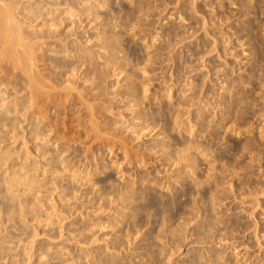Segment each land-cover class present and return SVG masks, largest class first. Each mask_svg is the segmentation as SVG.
<instances>
[{
	"label": "rangeland",
	"instance_id": "obj_1",
	"mask_svg": "<svg viewBox=\"0 0 264 264\" xmlns=\"http://www.w3.org/2000/svg\"><path fill=\"white\" fill-rule=\"evenodd\" d=\"M30 1H33V2L31 3ZM30 1L24 0V4L27 5L29 3L30 5L32 4L33 6H35L38 3L42 4V2L44 1L43 3L46 4V5H44V7H48L51 5L54 6L55 4H57V7H58V4H59V8H60V6L64 2L63 8L69 7L68 6V4H69L70 6L73 5L74 8L76 9L79 7L78 1H81V0H69V2L72 3V5H71V3H68L67 0H66L67 2L65 0H61V5H60V3H57L60 0L59 1L58 0H56V1L52 0L54 3L56 2L55 4L53 3L54 5L52 4L51 0H46V1L45 0H30ZM48 1H50L49 3H51V5L49 3H46ZM97 1H100V0H97ZM137 1H141V0H135V1L134 0H109V1L103 0L101 2L102 6L100 5L99 8L98 7L94 8L96 15L99 16V19L97 18V16H95V14L93 16L92 15L89 16V15L85 14V16L87 15L86 17H84V15H83V17L85 18V23L87 24L86 30H89V31H87L86 36L87 37L91 36L90 38H92L91 39L92 42L91 41L87 42V44H85V45L90 46L92 49L95 48L93 50L94 52H99V51H101V46H103V45H101L102 43L104 44V42H106L107 40L111 41V39H107V35L109 34L108 31L111 30V28L113 26L112 24H114V23L112 22V24H111V21H108L109 17H112L113 15H117V16L119 15V17H120L121 11L123 9H125V10H123L124 12H122V18L124 16L123 19H125L126 16H128L130 14L129 15L130 19L127 17L128 19L127 18L125 19L126 22H124V20L121 19L123 21L122 23H119L121 21V20L119 21L120 18H118V20L115 21L116 23H119L118 28L121 30L122 34H121V32L119 34H118V32L117 33L114 32L115 37L114 36L113 37H114V39L116 38L118 45L123 43L122 46L120 45L121 48L126 47L124 50L122 49V52L120 54H122L124 52L128 56V54L129 55L131 54L130 50H132V55H130L132 59L129 56L128 57L131 59L133 64L131 62H129L130 63V66H129L128 61H130V60L127 61L126 60L127 57H125L126 55L123 56L124 55V53H123L121 55V58H122V56H123V60H124V58H126L125 60L127 61V65H126V61H125V63H123L122 59L120 58V60L122 61V66L124 64L126 65L125 68L129 66L128 67L129 70L127 69V72H126V69H124V66L121 67L122 69L121 68L117 69L116 67H114V68L112 67V69H111V67L109 66L110 67V70H109V68L106 65L108 63V62L106 63V61H107L106 59L109 55L113 54V51L114 52L118 51V49L117 50L113 49V48L110 49V47H109L108 50L106 49L107 51L104 54H102L100 57H98L99 58L98 60H100L99 61L100 64L103 63V67L105 66L108 68V70H107L108 74L106 77V84L108 83L107 86H110V87L107 89L106 96H105V94H103V97H102V95L100 97H98V99H99V100H97L98 102L96 100L93 101L92 95L95 96V93L97 94V92H98L97 88H95L93 90L92 86H94V84H95V83H93L94 81L86 82V81H84V79L77 80L78 82H80L79 85L78 84L77 85L79 87L81 86L78 89L83 91L84 95H82V96H84L85 98L80 96L81 98L79 97L78 99H76L75 107L72 103L68 105V108L63 107L62 111H60L61 113L59 112L61 114V116H60V114L58 116L57 115L58 113L57 114L55 113L56 108L53 107L52 114L50 117L44 118L41 115L40 116L41 118H39V117L36 118L37 122H40L38 124V126H40L39 129L41 127H43L42 131H45V132L47 129L46 135H48V134L52 135L50 137L54 139V140L51 139V141L52 140L53 141L52 142L50 141L47 145H45V149H46V151L48 150V154H49V156L46 155L47 159H45V156H42L40 159L41 155L38 154L39 155L38 156L36 153L38 150L36 149V152L34 151L35 147H39V145L43 144L42 140H39V139H41V137L37 138V134L35 133V136L33 134V132H39V129L37 131H33V129L35 128L34 124L29 125L30 123L26 122V121H24V123H22L25 126L23 130L25 131L26 130L25 128H27L28 131L27 130L26 131L29 134L25 133L24 131L22 132V129H21L22 126H20L21 127L20 128L19 126H17L18 125L17 124L16 125L17 128H15V129H18V128H20V129H19V131L16 130V132H15L18 136V137L16 136L18 139V140H16V137L15 136L13 137V135H12V134H14L13 133V127L14 126L12 125L13 127L10 126L11 128H9L8 125L5 126L6 121L1 120V122L5 123L4 125L2 123L3 127H5V128H2L1 127L2 125H0V127H1L0 128L1 129L0 130L1 131L0 142L4 141V143H0V148H1L0 150H2V151H0V154L2 152L5 153L7 151H9V153H12V152H10V150H12V151L15 150L14 154L17 155V157H16L14 154H12L11 157L9 158L11 161L9 159H8L9 161L8 160H6V161L0 160V162H1L0 167L2 165V167L0 168V179H1L0 183H1V185L2 184L4 185V183H5L4 176H6V178H8L10 173H11V170L8 171L7 169H9V168L14 169L13 167L16 166V170H19L17 168L20 166V164H21V166L19 168L21 169L22 165L26 162V161L23 162V158H21L22 157L21 154L24 151L29 150L31 152V157H33V159L35 158L37 160H40L39 162L43 167H44L43 164L47 165L46 167H51V166H53L50 163V162H52L51 157L54 154L55 155L57 154V156H58V154H60L58 151L60 149L62 150V148H63L62 143L63 142L66 146H68L67 147L68 149L70 148V150L68 151L69 153L64 152L65 153L64 155H63V153H61L57 158L61 162V157L63 158V156L66 155L64 157L66 163L62 162L61 165L62 164L66 165L68 163V165L70 166L69 171L71 174L69 173L68 176L63 175L62 176L63 180H62V178H60L61 175H59L60 176L59 178L61 181V185L59 188H61V190L60 189H58L60 191L56 190V192L54 194L56 195V197H59L61 195V193L64 194V196H66V198H68L69 195L70 196L68 199H66L64 197V200L62 201L64 203H62L63 205L60 208L58 207V209H56L57 211L54 208L52 209V207H51L50 208L52 210V212H51V210H48L49 207H47V205L49 204L48 206H51V204L53 203V202H51V200H48V199H52L51 195L53 193L52 192L50 193V191L47 190L49 188H47V189H45V188L49 187L50 185L51 186L53 185V183H54L53 181H55L54 177L58 176V174H60L61 171H58L60 173H57V175H56V173H54L57 170L56 167L52 168V171L49 172L50 174L46 173L48 175H46L44 173H40V171H39L40 177L39 176L38 177L40 180L38 179L39 182L37 183V186L35 185V187H33L34 184L32 185V187H33L32 191H34V193H36V194L31 193L32 192L31 191L30 193H28V194L33 195V196H31L25 192L26 196L24 198H27V196H29L28 198L30 200L28 198L26 200H28V203L29 202L31 203V204L29 203L27 205L26 210L29 207V205L33 206V204L35 202H37L38 211H40L41 209L42 210L40 212H38L37 209L35 210L34 206L33 207L31 206L34 209H32V208L30 209L31 214H30L29 209L27 210V211H29V213H27L28 217H26V218L23 215L25 212L22 211L23 216H20L21 213H19L20 212L19 210L22 209L23 205L21 208L17 207L18 200H17V202H15V203H17L16 206H15L14 202L11 203L13 199H11L10 195L8 196L9 193H7L5 191V187L2 186L4 189L3 190L1 185H0V187H1L0 189H1V192L3 195L1 197L4 198V196H5L4 194H6V193H7V196L10 197L9 199H8V197L7 198L5 197L4 200H3V198L1 199V197H0V199H1L0 201L2 203V204H0V207H3L4 206L3 204H5V206L3 208H0L1 209L0 211H2L4 214L3 215L2 212H0V264H13V263H11L12 260H14V262H17L15 264H19L20 262H21L20 264H22V263H25V264H90V263L101 264L102 263V264H105L104 262H106V264H109L112 262H118V263L122 262L123 264H128V262H126V261H130V263H131L135 260V257H136V260L138 261V259H140L141 255L145 256L146 255L145 253H149V251L151 253H153L155 248L158 249L159 251H160V249L162 250V252L160 251L161 253L159 252L160 255H158L159 253L156 252L158 250H155V252L157 254L154 252L155 253V254L153 253L154 256L152 254H148V256H146L147 258H149V256L150 257L153 256V258H150V260L149 259L147 260L146 257H144L145 258L143 261L144 263L141 260L138 262V264H140L141 262H142L141 264H160L158 259L160 260L161 259L160 257H162L164 255V253H166V255H164V257H163V262L160 260L162 262V264L164 262H167V261L169 263H172V264H192L191 259H192L193 263H194V261H196L195 264L196 263H198V264H200V263L201 264H203V263L204 264H206V263L207 264H221V263L222 264H264V107H263L264 106V92H263L264 87H262V86H264L263 85L264 84V80H263L264 79V72H263L264 71V59H263L264 58V54H263L264 53V51H263L264 50V1L251 0V3H257V5L260 4L261 6H263L262 11L260 13H258L256 16L254 15V13L244 15L243 10L241 9V6L237 3H234V4L231 3L232 0H219V1L218 0H197V1L196 0L195 1L194 0H178V1L177 0H157V1L156 0H144L143 4H146V5L141 6L143 8V10H140L141 7L137 6L138 4L140 5V2L138 3ZM258 1H260L259 4H258ZM89 2H91V1L89 0ZM103 2H105L106 4ZM154 2L155 3L157 2V3L154 4ZM175 2H177V4ZM194 2H196V3L194 4ZM29 4L27 5V7L30 6ZM186 4H187V6H186ZM120 5L123 6V7L121 6L122 10H121ZM39 6H41V5H39ZM80 6H83V5L80 4ZM136 6L139 8H137ZM100 7H102V8H100ZM145 7H147V8L145 9ZM63 8H61V9H63ZM149 8H150V10H149ZM195 8L197 9L196 11L192 10ZM32 9H34V7ZM100 9H102V10H100ZM131 9H133V10H131ZM137 9L139 11H137ZM96 10H98V11H96ZM119 10H121V11H119ZM126 10H127V12H126ZM130 11L133 12V15L131 14ZM119 12H120V14H119ZM128 12H129V14H128ZM139 12L141 15L139 14ZM186 12H187V14H186ZM125 14H127V15H125ZM203 14H205V15H203ZM229 15H231V16H229ZM90 17H93V18H90ZM137 18H138V21H137ZM88 19H89V21H88ZM103 20L104 21L106 20V22H104ZM205 20L206 21L208 20L206 22V25H205V23H203V22H205ZM87 21H88V23H87ZM107 21L109 22V24ZM134 21H136V22H134ZM222 21H224L225 23ZM106 23H107V25H105ZM135 23H137V25H135ZM198 23H199V25H198ZM73 25L70 24L65 29H61V33H65L67 31H70V28H71V30H72V28L76 29V25H75V28ZM102 25H104V26H102ZM134 26H137V27H134ZM139 26H141V27H139ZM103 27L105 29H103ZM121 27H125V28H121ZM35 28H36V30L37 29H39V30L43 29L42 26H40V25L35 27ZM205 29H207V30H205ZM30 30H31V28L27 29V31H30ZM79 30H81V28ZM103 30H104V34H102ZM129 30H130V32H129ZM98 32H100V34ZM182 32H183V34H182ZM111 33H113V32H111ZM105 34H107V35H105ZM177 34H179V35H177ZM194 34H196V35H194ZM214 34L216 35V38H215ZM116 35H117V37H116ZM118 35L121 38H118ZM183 35H184V37H182ZM74 36H72V37H74ZM102 36H103V38H102ZM104 36L106 37V39ZM254 36H255V38H254ZM180 37H182V38H180ZM186 37H187V39H186ZM246 37H247V39H245ZM174 38L177 41H175ZM178 38H180V40ZM224 38H225V41H224ZM252 38H253V41H252ZM118 39H120L122 42L119 43ZM240 40H242V41H240ZM250 40L253 42L252 44L250 43ZM178 41L181 43H179ZM214 42H216V45H214ZM105 44H107V43H105ZM124 44H126V45H124ZM129 44H131V45H129ZM256 44H257V46H254ZM131 46L133 47V49H130ZM171 46H173V47H171ZM215 46L218 49H216ZM53 47H55V45H53ZM127 47H130V48H128V51H127V52H129L128 54H127V52H125ZM148 47H150V48H148ZM257 47H259V48H257ZM261 47L263 50L261 49ZM134 48L136 49V51ZM211 48H213V51ZM169 49H173V51H170ZM254 49L256 50V52ZM257 49H260L261 52H258ZM103 50L104 49L102 47V51ZM133 50L135 52H133ZM147 50H148V52H147ZM210 50H211V52H210ZM50 51L51 52L48 51L47 53L48 54L50 53V54L56 55V56L62 55V53H53L52 50H50ZM102 51H101V53H103ZM257 52H258V54H257ZM149 54L150 55H152V54L157 55L158 54V56L156 58H158L157 61H160V62L153 65V67L155 66L154 70H148L147 73L145 75H143L144 74L143 69L146 68V65L147 66L152 65V62H151V64L149 63L150 62L149 59L148 60L144 59V58H147L148 57L147 55H149ZM205 54H208V55H205ZM200 55L203 57H201ZM259 55L260 56L263 55V57L260 58ZM101 57H103V59ZM138 57H140V58H138ZM224 57H226V58L224 59ZM168 58H171V60ZM201 60L202 61L204 60V61L202 62ZM144 61L145 62L149 61V62H148V64H146ZM139 62H140V64H139ZM200 62H201V64H200ZM227 62H229V63H227ZM104 63H105V65H104ZM144 63L146 64V65H144L145 68L143 66ZM187 63H189V64L187 65ZM203 64H204V66H203ZM101 66H102V64H101ZM138 66L141 68H139ZM191 66L193 67L192 69H191ZM42 67H44V66H42ZM150 67H151L150 69L153 68L152 66H150ZM195 67L196 68L198 67V68L196 69ZM148 68H149V66H148ZM208 68H209V70H208ZM253 69L257 73V75H253V74H256L253 71ZM45 70L46 69H44V72L48 71V70H46V71ZM121 70H123V72ZM198 70H200V71H198ZM116 71H117V73H116ZM252 71H253V74L251 73ZM109 73H110V75H109ZM250 73L253 75V77L250 75ZM134 74H136V75H134ZM136 76L138 78H136ZM145 76L147 77V79ZM248 76H250V77L248 78ZM143 77L145 79V84L146 83L147 84L146 85L144 84L145 86L143 85V86L139 87V89L141 90V91L139 90L141 92L140 97L144 98V96H143L144 87L150 88L152 86L150 89L148 88L149 89L148 92H146V93L144 92L145 93L144 95L147 97L145 99V101L151 102V104L155 110L156 109L160 110L159 106L160 107L164 106V108L167 109V111H166L167 112L166 114L168 115L167 120H160L157 125L151 124L152 125L151 126L150 124H148V122H146V124L142 125V123H141L142 120H140L139 118H136L138 115L135 113L136 111H133L140 106H135L136 108L131 107V105H133L134 102L132 100L133 97L130 95V92H132L135 89H133V87L130 85H133L135 78L137 79V81L138 80L142 81L144 79H139V78H143ZM250 78H252V79H250ZM2 79L4 80V82L2 80H0L1 81L0 89H2L4 87L7 88L8 87L7 85H11V84H12V86L14 84L15 85L17 84V86L20 85L18 83V79H17V76L15 74L8 76V77H4ZM248 79H250L252 82L251 81L248 82ZM181 80H182V82H181ZM189 80H191V81H189ZM253 80L255 81V83H254L255 87L253 86L254 85ZM15 81L17 83H15ZM130 81H132L131 82L132 84H130ZM190 82H191V84H190ZM243 83H245V84H243ZM251 83H252V85H251ZM251 86H252V88H251ZM10 87L11 86H9L10 92L11 91L13 92V90H15V89L11 90ZM18 88H20V86ZM91 88L93 91L91 90ZM184 88H187V89L185 90ZM203 88H204V90H203ZM225 88H227V89H225ZM9 89H7V90H9ZM195 89H197V90H195ZM113 90H115V91L120 90V93L116 94V93L112 92ZM201 90H203V91H201ZM127 91H128V93H127ZM215 91H216V93H215ZM23 92L24 91L20 92V94ZM89 92H90V94H89ZM171 92L172 93L174 92L172 95L173 97L172 96L169 97V95H170L169 93H171ZM12 94H11V97L12 96L14 97L15 95H12ZM156 94L158 97L156 96ZM88 95H90V98L92 99V100L90 99L91 102L97 103L95 108L93 109L96 113L94 111H92L93 112L92 113L91 110L88 111L87 110L88 108H85V106L83 105L86 101L83 103L81 101L82 98H83L82 99L83 101L85 99H87L89 97ZM237 95L240 98L237 99ZM86 96H88V97H86ZM185 96H186V98H184ZM259 96H261V97H259ZM10 98H8V99H10ZM14 98L16 99L17 97H14ZM14 98H12L9 101H12ZM186 99H187V101H186ZM235 99H237V100H235ZM243 99L245 100V103L243 102L244 101ZM199 102H200V104H199ZM111 104H112V106H111ZM144 104H145V106L148 105L147 103H144ZM144 104H142V106ZM177 104H178V106H177ZM241 104H243V106H241ZM228 105L230 107H227ZM54 106H55V104H54ZM97 106H98V108L100 107L99 110H98ZM145 106H143V107H145ZM240 106H241L240 109L243 110L246 108L245 110L250 112L249 114L246 112L247 114L243 119H238L239 116H237V114H234V116L232 114L233 113L232 110L236 109L234 107L239 108ZM256 106H257V108H256ZM104 108H105V110H104ZM80 109H83V110H80ZM84 109H86V110L84 111ZM229 109H230V111H229ZM103 110L105 113H107L111 117V119L115 118L116 119L115 121H117V120H118V122L120 121V123L118 124L119 128L117 127V125L116 126H110V124H108V122L105 121L106 120L104 118L105 113L103 115L102 114L103 112H101ZM107 110H108V112H107ZM177 111L180 114V115L178 114V116L176 115ZM73 112H75V113H73ZM175 112H176V114H175ZM197 112H199V113H197ZM229 112H232V113H229ZM235 112H236V110H235ZM5 113H6V115L12 114V113L7 114V112H5ZM15 113L17 116L13 115L15 117L13 119H16V117H18L19 120L21 121V118L23 117L22 114H20L19 112L17 114L16 111H15ZM15 113H13V114H15ZM89 114L91 117L94 116L93 118L95 120H97V118H99L100 128L98 127L97 129L100 133L98 131H96L97 129L96 130L92 129L90 120L93 118H91L89 116ZM204 114L207 117L206 120L204 121L205 123H203L202 125L198 124V123L196 124V122H198L199 118L201 119L202 115H204ZM198 115H201V117H199ZM13 116H11V117H13ZM100 116H102V117H100ZM180 116H181V118H180ZM175 117L177 120L175 119ZM235 118H237V119H235ZM55 119L57 120V123H60V124L56 123L57 124L56 125ZM100 120H101V122H100ZM174 120L176 122L179 120L180 122L178 124H176L174 122ZM233 120H235L236 122H234ZM239 120H240V122H238ZM188 121H189V123H188ZM123 122L125 124H123ZM45 123H47V124L45 125ZM194 123H195V125H194ZM173 124H175L176 127ZM9 125H11V124H9ZM126 125H128V126L130 125V126L126 127ZM146 125L147 126L150 125V127H152L153 129H151L150 127L147 128ZM163 125H165V126H163ZM192 125L194 127V130L192 131L193 134L190 131L192 129ZM106 126H107V128H106ZM153 126H156V127H153ZM162 126H163V128H162ZM102 127H103V129H101ZM108 127H109V130H108ZM8 128L12 132L11 133L12 137H10L11 136L10 134H7V132L9 133ZM6 129H7V132H5ZM54 130H56V131H54ZM102 130H104V131H102ZM110 130H111V132H114V134H116V135L112 134L110 132ZM52 131H53V133H52ZM164 131H166L165 132L166 134L162 133ZM96 132H98L100 134V136ZM3 133H4V136L6 134L8 136L9 135L10 136L9 137L5 136V138H4ZM21 133H23V134L25 133L24 134L25 138H24L23 134H21ZM105 133L108 135V137ZM56 134L59 137V139L56 136ZM111 134H112L114 139L112 138V136H110ZM78 135L80 136V138ZM163 135H165V136H163ZM38 136H40V135H38ZM62 136H63V138H62ZM76 136H77V139H76ZM7 137H8V139H7ZM56 137H57L58 141H56ZM73 137H75V138H73ZM99 137H100V139H99ZM103 137L106 139H104ZM10 138H12V139H10ZM26 138L29 140H27ZM66 138H67V141H66ZM101 138H103V140ZM118 138H120V139L118 140ZM24 139H26V140H24ZM37 139H38V143H37V141L35 142V140H37ZM62 139H64L65 141ZM115 139L117 140V142ZM196 139H197V141H196ZM72 140H74V141H72ZM76 140H77V142H76ZM101 140H102V142H101ZM123 140L124 141L126 140L128 143L126 141L124 142ZM24 141L27 142L26 143L27 145L25 144ZM28 141H29V143H28ZM54 141H56V142H54ZM121 141H123V142H121ZM189 141H191L192 143L195 142V144H198V145L202 143V145L206 148L205 152H202V154L199 153L198 151H196L195 149H193V150H195L198 154L196 152H192V153H194L193 157L194 158H195V156L197 157V159H195V162L198 161L196 164L198 165V163H199L198 166L196 164H194L195 167H193V168H195V169H194V171H192L193 172L192 175L194 176L193 179L195 180V177H196V179L199 178L198 180L200 182H202L203 184L200 182L197 184L194 181H192L193 183L191 181L189 183H187V181H189L191 179L189 177L190 176L193 177L191 175L192 169H189L190 167L185 166L186 163H184V164H183V162L179 163L177 161V159H175L176 155L180 153V152H178V150H179L178 148H182L185 145L184 143H187ZM198 141L201 143H198ZM68 143L70 145H68ZM126 143L128 144V146ZM25 145H26V147H28V145H29V148H26ZM48 145H50V146H48ZM5 146L7 148L10 147V150H9V148L7 150H5L6 149ZM46 146H47V148H46ZM125 146L128 148H126ZM160 147H162V148H160ZM251 147H253V148H251ZM56 148H60V149L56 150ZM78 148L80 149V151L76 152L77 150H79ZM205 148H203V149H205ZM132 149H133V151H132ZM16 150H17V152H16ZM73 150H75L76 153L73 152ZM217 151H218V153H217ZM18 152H21V153L18 154ZM53 152H55V153L53 154ZM77 153L79 156L77 155ZM243 153H244V155H243ZM32 154L33 155L35 154V155L33 156ZM50 154H51V156H50ZM128 154L131 156L129 157ZM12 158H14V159H12ZM43 158L45 159V161L47 160V163L49 162V164H47L45 161L43 162V160H42ZM66 158H67V160H66ZM15 159H16V161H15ZM145 159H146V161H145ZM19 160L21 161L20 164L18 163ZM238 160H240V162H238ZM12 161L14 162V164H12L13 163ZM2 162H5V164L8 163L7 166ZM95 162H96V165H95ZM106 162L108 163V165L104 166V163H106ZM201 162H203V163H201ZM175 163L180 164V165H175ZM99 164H100V166H99ZM101 164H103L104 167ZM215 164H216V167H214ZM11 165L13 167H11ZM41 165H40V167L42 169H40V170H43L44 168ZM97 166L99 167L98 169H96ZM210 166H213L214 168L213 167L211 168ZM208 167H210V169H213L215 171L212 172V170H208L209 169ZM2 168H4V170H2ZM189 170L191 173L189 172ZM195 170H196V172H195ZM108 171L111 173V177L107 181V182H110L112 184L111 185L110 183H108V185H109L108 188H110V189L105 188L106 186L104 187L105 183H107V182H105L103 185V183H96L95 184L93 181H89L91 177L93 180V176L98 177V178L99 177H105L106 172L108 173ZM184 171L185 172L188 171L187 173L188 174L190 173V176L189 175H188L189 177L186 176L185 174H187V173H185ZM139 172H141V173H139ZM160 172H162V173H160ZM43 174L46 175L48 179H45L46 176H42ZM141 174L143 176H144V174H145V176L147 175L146 176L147 178L150 177L151 181L153 179H157L154 177H159L162 180L158 178V182L159 183L161 182V184L162 183L163 184L159 185V183H155L154 181L150 182V183L147 181L143 182V180L140 179V176H142ZM176 174H179V176L177 177ZM183 175H184V177H181ZM206 175H208L209 177ZM210 175H212V176L210 177ZM85 176H87V179H85ZM74 177L75 178L77 177L76 181H75ZM186 177H188L189 179ZM168 178H170V179H168ZM207 178H210V179L207 180ZM3 179H4V181H3ZM176 179L178 181H176ZM137 180H139V181H137ZM202 180H204V181H202ZM206 181H209V182H206ZM165 182H166V184H165ZM221 182H222V184H221ZM127 183L130 184L131 186H133L132 189H134V188L140 189L142 187H149V188H151L152 191L155 189V191H153L155 194L157 193L158 195L160 194L161 196H163V195L166 196L168 194L169 195V196L167 195L168 197L172 196L171 194L173 192H175L177 190V188H180V189L182 188L183 190L181 189V191L182 192L185 191L184 193H186V195L185 194L182 195V200L179 204L172 203L171 206L173 207V209L171 206H169V209L166 208L167 210L164 208L165 211L161 210L162 207L160 206V204L158 205V206H160L159 207L160 209L158 208L157 205L154 206L155 209H153V206H151L152 210H151V208H150V210H148L146 208L147 206L143 207L144 208V209L142 208L143 210L141 209V207H139L140 210L137 207V209L139 211H143V213L146 214L145 215L143 213H140L137 209H135V207H134V209H135V211H134V209H132L131 204H129V203L125 204L126 202H124V204L126 205L125 206V205H123V203H121L123 200L121 198L119 199V197H118L119 194H117L120 192H118L116 190L120 191V189H121L120 186H123L122 190L125 189L124 186L125 185L128 186ZM184 183L189 184V188L191 185L190 190L188 188L189 192L186 190V188H185L186 184L184 185ZM191 183L194 185H192ZM38 184H39V186H38ZM151 184L153 185V187ZM201 184H202V186H201ZM206 184L207 185L209 184V185L207 186ZM67 185H68V187L71 186L70 190L72 189V191H70V193H69V191H68V193H65L64 189L69 190L66 187ZM116 185H117L118 189H117ZM139 185L141 187H139ZM210 185H211L212 189H211ZM220 185L223 187H221ZM41 186H43L44 189H41L42 188ZM62 186H63V189H62ZM114 186L116 188H114ZM192 186H194V187H192ZM195 186H197V187H195ZM224 186H225V188H224ZM202 187L203 188L205 187V189H201ZM104 188L106 191H104ZM197 188L200 190H198ZM195 189H197V190L195 191ZM209 189L212 191H210ZM214 189H215V191H217L216 193H215V191H213ZM219 189H221V190H219ZM262 189H263V191H261ZM45 190H47V192H44ZM228 190H229V192H228ZM27 191H29V189ZM88 191H89V193H88ZM218 191H219V193H218ZM3 192H5V193L3 194ZM39 193H40V195H39ZM41 193H42V197H40ZM67 194H69V195H67ZM157 194H156V196H157ZM24 195H22V196H24ZM34 195H35V198H34ZM160 195L157 197H160ZM22 196H21V198L24 199ZM227 196L230 198H227ZM32 197L34 198V200H32L33 199ZM60 197H62V196H60ZM203 197H204V199H203ZM214 197L215 198L219 197V198L215 199ZM113 198H114V200H113ZM35 199H36V201H35ZM37 199H40L41 201L37 200ZM115 199H116V201H115ZM201 199H202V201H201ZM223 199L224 200L226 199V200L224 201ZM8 200H10L11 202L10 201L8 202ZM65 200H66V202H69V203L66 204ZM195 200L198 203L193 202ZM203 200H205V201H203ZM32 201H34V203ZM49 201L51 202V204ZM215 201H217V203ZM6 202H7V205H6ZM39 202H42V203H39ZM212 202H214V203H212ZM20 203H21V201H20ZM43 203L45 204V207H44ZM193 203H195V205ZM40 204H42L43 206ZM180 204H182V205H180ZM237 204H238V206H237ZM20 205H18V206H20ZM64 205L67 208H64L63 207ZM101 205H103L104 207ZM127 205H130L131 207L129 208V206H128V208H127ZM178 205H180V207ZM196 205H197V207H199V209L196 207ZM221 205H223L224 207ZM7 206H8V208H7ZM14 206H15V208L17 207L15 210L20 208V209H18V211H15V213H16L15 216H14V212H13L14 209H12V211L10 210V216H11V212H12L13 213L12 217L15 218L14 220L17 219L16 221H14L12 219V217H11V219H9L8 213L7 214L5 213V210L7 212L8 209L13 208ZM204 206H205V208H204ZM105 207L108 209L105 210L104 209ZM122 207H124V209ZM174 208H175V210H174ZM178 208H179V210H178ZM23 209H24V207H23ZM46 209L48 210L47 213H46ZM63 209H64V211H63ZM120 209H121L120 213H122V216H120L121 214L118 213V211ZM145 209H147V210H145ZM170 209H172V210H170ZM192 209H194L195 211ZM26 210H24V211H26ZM32 210H33L34 214H35V212H34V210H35L41 216L36 215L37 214L36 213L35 214L36 216H34V218H33ZM188 210L189 211L192 210L193 213L198 212V214L196 213L197 214L196 215L195 213L194 214L191 213L194 217L193 218V217H191L192 215H190ZM49 211L51 212V214L48 213ZM171 211H174V212H171ZM63 212H64V214H63ZM107 212H109V213H107ZM138 212L141 214V217L142 216L143 217L148 216L149 218L148 217H145V218L142 217L143 220L139 219L140 214ZM165 212H167V213H165ZM179 212L180 213L182 212V213L180 214ZM184 212L187 216L183 214ZM18 213H19V215H18ZM123 213L126 215H124ZM163 213L165 215L164 218H165L166 222H164V220H163L164 218H161L163 216L162 215ZM65 214L68 216H66ZM182 214L184 216H186V218ZM189 215H190V217H189ZM198 215H199V218H198ZM200 215H201V217H200ZM47 216L49 218L52 216V219L55 217L53 220H50V221H52V223L51 222L47 223L49 221L48 220L49 218ZM58 216H63V217L66 216V219L63 220L62 222H60V221H58L60 218ZM182 216H183V218H182ZM205 216H206V218H204ZM218 216H220L221 219ZM253 216H255V217H253ZM30 217H32V219ZM157 217H159V218H157ZM170 217L172 218L171 221H170V219H171ZM195 217H196V219H195ZM35 218H36V220H35ZM167 218H170L169 221L167 220ZM197 218H198V220H197ZM238 218H240V219H238ZM39 219H41V220L39 221ZM42 219H43V221H42ZM45 219H47L48 221L46 222ZM188 219H190V220L192 219L193 221L192 220L190 221ZM228 219H230V220H228ZM141 220L144 224L141 222ZM149 220H151L154 223L151 222V224H150ZM161 220H162V222H161ZM183 220H185L184 223H183ZM243 220H244V222H243ZM253 220H254V222H253ZM257 220H258V222H257ZM1 221L2 222L4 221V222L2 223ZM135 221L139 222L141 225ZM186 221H188L189 224ZM212 221H213V223H212ZM111 222L113 225L111 227L110 226L108 227L107 224L109 225ZM114 222H115V225H114ZM155 222H156V224H155ZM34 223H35V225H34ZM36 223H37V225H36ZM99 223H102V224L105 223L103 225L104 226L106 225V226L103 229L102 228L100 229V226L98 225ZM162 223L165 226H163ZM181 223H182V225L185 224L186 226L185 225L182 226ZM229 223H231V224H229ZM179 224H180V226H179ZM213 224H215L216 226ZM152 226L156 230H154V228H152L153 229V231H152V229H150ZM161 226L165 227V228L161 229ZM178 226H179V229H178ZM62 227H63V229H62ZM181 227L183 230L180 229ZM165 229H166V231H165ZM159 230L161 231V235L165 233L166 238L163 237L164 235H162V238L160 237L161 239L158 238L159 236L157 237V234H158L157 231H159ZM60 231H63V233H61ZM162 231L164 233H162ZM127 232H129L128 234H130V235H128ZM171 232H173V233H171ZM86 233L88 234V236L90 235V237H92V238H89V240L92 239L93 243H92V240L89 241L88 238H86V237H85L86 239H84L83 236L86 235ZM168 233H169V236H168ZM152 234H153V236H152ZM116 238H118L119 241ZM121 239H124L125 242ZM154 239L157 243L156 242H153V243L162 244V245L164 244L163 247H165V248H163V247L161 248L162 245L158 247V245L154 244V246H153V243H150V242ZM120 240L123 241L124 244L121 243L122 246H117L118 243H119L118 245H120ZM108 241L110 244L108 243ZM146 242H148V244ZM86 243L92 244V246L94 248L91 245L89 246ZM142 243L144 245V249L142 248ZM145 243H146V245H145ZM112 244H113V246H112ZM149 244L153 248L155 247V245H156V247L154 248V250H152L153 249L152 248V249L148 250V252H144V251H147L145 247H147ZM170 244L172 245V247ZM2 245H3V247H2ZM107 245H109V247H106ZM150 245H149V247H150ZM166 246L167 247L170 246L171 248L168 247V249H167ZM149 247H147V249ZM90 248H91V250H90ZM88 249L90 251H87ZM94 249H96L97 251ZM100 249L101 250L103 249V251H101ZM105 250H106V252H104ZM167 250H169V251H167ZM84 251L86 252L85 254H84ZM93 251L94 252L96 251V253H93ZM8 252L11 253L12 255H9ZM7 253H8V256H7ZM92 253L94 256L92 255ZM103 253H105V257L103 259L105 260L106 256H108L107 258H109L110 260H105V261L103 260V262H102V260L100 258H102L104 256ZM139 253H141V255ZM29 254H32L33 257H32V255H29ZM167 254H169V256ZM28 255L31 256V258H30L31 260H28L29 259ZM120 255L122 256V258H119ZM127 255H130V256L133 255V257L127 256ZM155 255L156 256L158 255V257L159 256L160 257L159 258L155 257ZM215 255H216V257H215ZM58 256H59V259H58ZM89 256L90 257L92 256L91 259H89L90 258ZM110 256H111V258H110ZM124 256L127 258L125 259ZM217 256L219 257L220 262H219V259ZM169 257L170 258L172 257V258L170 259ZM94 258H95V260H94ZM112 258H114V259H112ZM123 258H124V260H123ZM156 258H157L158 262L157 261L155 262ZM166 258H168V260ZM215 258L217 260H215ZM86 259H89L88 262L86 261ZM117 259H118V261H117ZM131 259L133 261H131ZM18 260H20V262H18ZM24 260H26L27 262L26 261L24 262ZM214 260H215V262H214ZM133 263H135V261ZM135 264H137V262Z\"/></svg>",
	"mask_w": 264,
	"mask_h": 264
},
{
	"label": "bare ground",
	"instance_id": "obj_2",
	"mask_svg": "<svg viewBox=\"0 0 264 264\" xmlns=\"http://www.w3.org/2000/svg\"><path fill=\"white\" fill-rule=\"evenodd\" d=\"M30 1V0H29ZM46 1V0H45ZM52 1V0H51ZM54 1H56V0H54ZM59 1V0H58ZM66 1V0H65ZM68 1V3H71V2H69V0H67ZM66 1V2H67ZM85 1V2H84ZM91 2H89V0H81V1H78L79 2V9L78 8H74V6L72 5V3H71V5L72 6H70L68 3V6L69 7H65V8H63L64 7V2H63V4L61 5V0L59 1V2H57V3H60V8H59V4H58V7H57V4H55L53 1H52V4L55 6H52L51 5V3H49L50 1H48V2H46V3H49L51 6H48V7H44V5H46V4H44L43 2H42V4H40V3H38V4H34L35 6H33L32 4L30 5L29 3V7H27V5H25L24 4V0H0V80H2L3 82H4V80L2 79V78H4V77H8V76H11V75H13V74H15L16 76H17V79H18V83L20 84H18L19 86H20V88H18L19 86H17V84L15 85H13L12 86V84L11 85H7L8 87L7 88H2V89H0V122H1V120H4V121H6L5 123H6V125L5 126H7L8 125V127L9 128H11V127H13V133L15 134H12L13 135V137L15 136H17V134L15 133L16 132V130H18L19 131V129L21 128L20 126H22V132L24 131L23 129H24V125L22 124V123H24V121H26V122H29L30 124L29 125H31V124H34L35 126V128L33 129V131H37L38 129H39V127L40 126H38V124L40 123V122H37V120H36V118H41L40 116L42 115V117H44V118H48V117H50L51 116V114H52V109H53V107L54 108H56V114L59 116V114L61 113L60 111H62V108L64 107V108H68V105L69 104H73L74 105V107H75V104H76V99H78L80 96H82V95H84V93H83V91L82 90H80V89H78V88H80L78 85H79V83L80 82H78L77 80H82V79H84V81H86V82H90V81H94L93 83H95L94 84V86H92L93 87V90L95 89V88H97L98 90V92H97V94L95 93V96L94 95H92L93 96V101L94 100H99L98 99V97H100L101 95H102V97H103V94H105V96H106V92H107V89L110 87V86H107V84H106V77H107V70H108V68H109V70H110V67H111V69H112V67L114 68V67H116L117 69L119 68H121V67H123L124 66V69H126V72H127V69H128V67L130 66V63L129 62H131L132 63V61H131V56L130 55H132V50H130V52H131V54L129 55L128 53L129 52H127L128 51V48H130V47H127V49L125 50V52H127V54H128V56L131 58H129L124 52V55L123 56H125V57H127V59L126 58H124V60H123V56H122V58H121V55L123 54H120L121 52H122V49L124 50L125 48L123 47V48H121L120 47V45L122 46V44L123 43H121V44H117V40H116V38L114 39V32H118V34L121 32V30L118 28V26H119V23H122L123 21L121 20V19H123L124 18V16H123V18H122V12H124L123 10H125V9H123L122 10V5H120V7H121V10H119V11H121V16L119 17V15L117 16V15H111L112 17H109V20L108 21H111V24H112V22L114 23V24H110L111 26H112V28H111V30H109L108 31V35L107 34H105V35H107V39H111V41L110 40H107L106 42H104V44L102 43L101 45H103V46H101V51H102V47H103V53H101V51H99V52H94L93 50L95 49H92L90 46H88V45H85V44H87V42H90L91 41V39L92 38H90L91 36H86V33H87V31H89V30H86V28H87V24L85 23V18L84 17H86L87 15H94L95 14V16H97L96 15V12H95V9L94 8H99V6L101 5V2L103 1H97V0H90ZM107 1H109V0H107ZM135 1V0H134ZM143 1L144 0H141V1H137L138 3L140 2V5L138 4H136L137 6H139V7H141V6H145L146 4H143ZM157 1V0H156ZM178 1V0H177ZM195 1V0H194ZM197 1V0H196ZM219 1V0H218ZM261 1H264V0H261ZM31 3L33 2V1H30ZM254 2V1H253ZM259 2L260 1H258V4H259ZM90 3V4H89ZM103 3H105V2H103ZM143 5H142V4ZM152 3V2H151ZM157 3V2H156ZM155 2H154V4H156ZM176 4H177V2H175ZM196 2H194V4H195ZM221 3V2H220ZM231 3H237V4H239L240 6H241V9L243 10V14L244 15H248V14H250V13H254V15L256 16L258 13H260L261 11H262V9H263V6H261L260 4L259 5H257V3H251V0H232L231 1ZM66 4V3H65ZM74 4V3H73ZM80 4H82L83 6H80ZM106 4V3H105ZM124 4V3H123ZM171 4V3H170ZM39 5H41V6H39ZM108 5V4H107ZM199 5V4H198ZM66 6V5H65ZM77 6V5H76ZM102 6V5H101ZM104 6V5H103ZM106 6V5H105ZM135 6V5H134ZM136 6V7H137ZM186 6H187V4H186ZM34 7V9H32ZM38 7V8H37ZM57 7V8H56ZM135 7V8H136ZM139 7H137V8H139ZM149 7V6H148ZM154 7V6H153ZM195 7V6H194ZM215 7V6H214ZM225 7V6H224ZM61 8H63V9H61ZM100 8H102V7H100ZM111 8V7H110ZM147 7H145V9H146ZM151 8V7H150ZM150 8H149V10H150ZM159 8V7H158ZM191 8V7H190ZM197 8V7H196ZM192 9V10H197V9ZM216 8V7H215ZM32 9V10H31ZM78 9V10H77ZM127 9V8H126ZM160 9V8H159ZM100 10H102V9H100ZM99 10V11H100ZM108 10V9H107ZM128 10V9H127ZM127 10H126V12H127ZM131 10H133V9H131ZM140 10H143V8L141 7L140 8ZM148 10V11H149ZM96 11H98V10H96ZM111 11V10H110ZM137 11H139L138 9H137ZM153 11V10H152ZM112 12V11H111ZM114 12V11H113ZM131 12V11H130ZM154 12V11H153ZM217 12V11H216ZM85 14H87L86 16H85ZM119 14H120V12H119ZM128 14H129V12H128ZM131 14L133 15V12H131ZM139 14H140V12H139ZM186 14H187V12H186ZM83 15H84V17H83ZM125 15H127V14H125ZM130 15V14H129ZM126 16V18L128 17H130V16ZM131 15V16H132ZM141 15V14H140ZM145 15V14H144ZM191 15V14H190ZM203 15H205V14H203ZM101 16V15H100ZM105 16V15H104ZM148 16V15H147ZM229 16H231V15H229ZM102 17V16H101ZM142 17V16H141ZM183 17V16H182ZM181 17V18H182ZM192 17V16H191ZM205 17V16H204ZM246 17V16H245ZM90 18H93V17H90ZM89 18V19H90ZM96 18V17H95ZM97 18L99 19V16H97ZM104 18V17H103ZM107 18V17H106ZM118 18H120L119 19V23H116L115 21H117L118 20ZM125 18V19H126ZM127 18V19H128ZM196 18V17H195ZM248 18V17H247ZM89 19H88V21H89ZM125 19H123L124 20V22H126L125 21ZM130 19V18H129ZM132 19V18H131ZM222 19V18H221ZM92 20V19H91ZM96 20V19H95ZM229 20V19H228ZM231 20V19H230ZM88 21H87V23H88ZM94 21V20H93ZM92 21V22H93ZM99 21V20H98ZM104 21V20H103ZM107 21V22H108ZM137 21H138V18H137ZM204 21V20H203ZM208 21V20H207ZM206 20H205V22H203V23H205V25H206V22H207ZM227 21V20H226ZM249 21V20H248ZM260 21V20H259ZM91 22V23H92ZM104 22H106V20L104 21ZM134 22H136V21H134ZM199 22V21H198ZM222 22H224V21H222ZM95 23V22H94ZM133 23V22H132ZM138 23V22H137ZM137 23H135V25H137ZM142 23V22H141ZM225 23V22H224ZM245 23V22H244ZM70 24H74L73 26H74V28H75V25H76V29H73L72 28V30H71V26L69 27L70 28V31H67V32H65V33H61V29H65L66 27H68ZM108 24H109V22H108ZM151 24V23H150ZM208 24V23H207ZM221 24V23H220ZM262 24V23H261ZM42 26V28L43 29H37L36 30V28L35 27H37V26ZM93 25V24H92ZM95 25V24H94ZM100 25V24H99ZM105 25H107V23L105 24ZM139 25V24H138ZM178 25V24H177ZM198 25H199V23H198ZM197 25V26H198ZM102 26H104V25H102ZM121 26V25H120ZM204 26V25H203ZM134 27H137V26H134ZM133 27V28H134ZM139 27H141V26H139ZM205 27V26H204ZM207 27V26H206ZM29 28H31V30L30 31H27V29H29ZM81 28V30H79ZM121 28H125V27H121ZM179 28V27H178ZM208 28V27H207ZM102 29V28H101ZM103 29H105L104 27H103ZM108 29V28H107ZM106 29V30H107ZM127 29V28H126ZM132 29V28H131ZM145 29V28H144ZM210 29V28H209ZM238 29V28H237ZM97 30V29H96ZM123 30V29H122ZM125 30V29H124ZM134 30V29H133ZM180 30V29H179ZM205 30H207V29H205ZM246 30V29H245ZM126 31V30H125ZM178 31V30H177ZM186 31V30H185ZM189 31V30H188ZM197 31V30H196ZM111 32H113V33H111ZM128 32V31H127ZM129 32H130V30H129ZM172 32V31H171ZM209 32V31H208ZM236 32V31H235ZM246 32V31H245ZM99 34H100V32H98ZM124 33V32H123ZM141 33V32H140ZM168 33V32H167ZM179 33V32H178ZM237 33V32H236ZM102 34H104V30H103V33ZM121 34H122V32H121ZM120 34V35H121ZM127 34V33H126ZM142 34V33H141ZM172 34V33H171ZM174 34V33H173ZM181 34V33H180ZM182 34H183V32H182ZM192 34V33H191ZM209 34V33H208ZM243 34V33H242ZM245 34V33H244ZM75 35V36H74ZM98 35V34H97ZM176 35V34H175ZM177 35H179V34H177ZM194 35H196V34H194ZM212 35V34H211ZM241 35V34H240ZM72 36H74V37H72ZM100 36V35H99ZM98 36V37H99ZM114 36V37H113ZM168 36V35H167ZM170 36V35H169ZM192 36V35H191ZM190 36V37H191ZM199 36V35H198ZM208 36V35H207ZM214 36H215V38H216V35L214 34ZM218 36V35H217ZM252 36V35H251ZM73 39H72V38ZM93 37V36H92ZM105 37V36H104ZM116 37H117V35H116ZM174 37V36H173ZM179 37V36H178ZM182 37H184V35L182 36ZM182 37H180V38H182ZM194 37V36H193ZM197 37V36H196ZM229 37V36H228ZM101 38V37H100ZM102 38H103V36H102ZM118 38H121V37H119V35H118ZM177 38V37H176ZM180 38H178L179 40H180ZM218 38V37H217ZM222 38V37H221ZM254 38H255V36H254ZM95 39V38H94ZM97 39V38H96ZM105 39H106V37H105ZM104 39V40H105ZM175 39V38H174ZM186 39H187V37H186ZM245 39H247V37L245 38ZM251 39V38H250ZM173 40V39H172ZM182 40V39H181ZM169 41V40H168ZM175 41H177L176 39H175ZM185 41V40H184ZM216 41V40H215ZM224 41H225V38H224ZM223 41V42H224ZM227 41V40H226ZM240 41H242V40H240ZM252 41H253V38H252ZM251 40H250V43L252 44L253 42H252ZM92 42V41H91ZM118 42L120 43V42H122L120 39H118ZM179 42V41H178ZM217 42V41H216ZM216 42H214V45H216ZM219 42V41H218ZM95 43V42H94ZM105 43H107V44H105ZM179 43H181V42H179ZM178 43V44H179ZM244 43V42H243ZM249 43V42H248ZM91 44V43H90ZM97 44V43H96ZM171 44V43H170ZM175 44V43H174ZM173 44V45H174ZM241 44V43H240ZM53 45H55V47H53ZM94 45V44H93ZM124 45H126V44H124ZM129 45H131V44H129ZM154 45V44H153ZM206 45V44H205ZM135 46V45H134ZM149 46V45H148ZM207 46V45H206ZM254 46H257V44L256 45H254ZM53 47V48H52ZM99 47V46H98ZM110 47V49L111 48H113V49H118V51L117 52H114L113 51V54H111V55H109L108 57H107V61H106V65H107V67H103V63H101L102 64V66H101V64H100V60H98L99 58L98 57H100L102 54H104L107 50H108V48ZM171 47H173V46H171ZM170 47V48H171ZM51 48V49H50ZM148 48H150V47H148ZM190 48V47H189ZM208 48V47H207ZM214 48V47H213ZM213 48H211L212 49V51H213ZM215 48L216 49H218L216 46H215ZM254 48V47H253ZM257 48H259V47H257ZM107 49V50H106ZM109 49V50H110ZM130 49H133V47L131 46V48ZM135 49V48H134ZM174 49V48H173ZM173 49H169L170 51H173ZM224 49V48H223ZM261 49H262V47H261ZM41 52H40V51ZM50 50H52L53 51V53H62V55H59V56H56V55H52V54H48L47 52L49 51V52H51ZM225 50V49H224ZM223 50V51H224ZM255 50V49H254ZM258 50V52H261L260 51V49H257ZM263 50V49H262ZM97 51V50H96ZM135 51H136V49H135ZM134 50H133V52H135ZM191 51V50H190ZM228 51V50H227ZM264 51V50H263ZM147 52H148V50H147ZM189 52V51H188ZM207 52V51H206ZM205 52V53H206ZM210 52H211V50H210ZM233 52V51H232ZM255 52H256V50H255ZM258 52H257V54H258ZM155 53V52H154ZM165 53V52H164ZM163 53V54H164ZM204 53V52H203ZM211 54V53H210ZM255 54V53H254ZM256 54V55H257ZM260 54V53H259ZM264 54V53H263ZM106 55V54H105ZM104 55V56H105ZM153 55V54H152ZM152 55H147L148 57L147 58H144L145 60H148L149 59V61H144L146 64H148V62L151 64V62H152V65H148L149 66V68H148V66L144 63L143 64V66L144 65H146V68H145V66H144V68L145 69H143V75H145L146 73H147V71L148 70H154L155 69V66L153 67V65L154 64H156V63H158V62H160V61H157V59L158 58H156L157 56H158V54L156 55V54H154L153 56ZM169 55V54H168ZM175 55V54H174ZM189 55V54H188ZM203 55V54H202ZM205 55H208V54H205ZM227 55V54H226ZM201 56V55H200ZM223 56V55H222ZM228 56V55H227ZM260 56V55H259ZM164 57V56H163ZM168 57V56H167ZM166 57V58H167ZM172 57V56H171ZM176 57V56H175ZM201 57H203V56H201ZM206 57V56H205ZM263 57V55H261L260 56V58H262ZM102 59H103V57H101ZM105 58V57H104ZM120 58L122 59V61H123V63H125V61L127 60H130V61H128V63H129V66L128 67H126L125 68V66L127 65V61H126V65L124 64L123 66H122V61L120 60ZM138 58H140V57H138ZM174 58V57H173ZM187 58V57H186ZM196 58V57H195ZM226 57H224V59H225ZM126 59V60H125ZM168 59H170L171 60V58H168ZM198 59V58H197ZM201 59V58H200ZM209 59V58H208ZM264 59V58H263ZM176 60V59H175ZM205 60V59H204ZM203 60V61H204ZM227 60V59H226ZM225 60V61H226ZM140 61V60H139ZM164 61V60H163ZM202 61V60H201ZM202 61V62H203ZM102 62V61H101ZM212 63V62H211ZM227 63H229V62H227ZM118 64V65H117ZM133 64V63H132ZM139 64H140V62H139ZM138 64V65H139ZM182 64V63H181ZM189 63H187V65H188ZM196 64V63H195ZM200 64H201V62H200ZM104 65H105V63H104ZM192 65V64H191ZM227 65V64H226ZM229 65V64H228ZM42 66H44V67H42ZM110 66V67H109ZM118 66V67H117ZM134 66V65H133ZM150 66H152L153 68L152 69H150L151 67ZM203 66H204V64H203ZM139 67V66H138ZM201 67V66H200ZM211 67V66H210ZM226 67V66H225ZM139 68H141V67H139ZM182 68V67H181ZM193 67L191 66V69H192ZM196 68V67H195ZM198 68V67H197ZM196 68V69H197ZM204 68V67H203ZM206 68V67H205ZM224 68V67H223ZM44 69H46V70H48V71H46V72H44ZM122 69V68H121ZM123 69V70H124ZM200 69V68H199ZM207 69V68H206ZM211 69V68H210ZM123 70H121L122 72H123ZM129 70V69H128ZM180 70V69H179ZM201 70V69H200ZM200 70H198V71H200ZM208 70H209V68H208ZM217 70V69H216ZM252 70V69H251ZM120 71V72H121ZM190 71V70H189ZM188 71V72H189ZM253 71H254V69H253ZM253 71L251 72L252 74H253ZM109 72V71H108ZM119 72V71H118ZM133 72V71H132ZM137 72V71H136ZM135 72V73H136ZM159 72V71H158ZM185 72V71H184ZM217 72V71H216ZM219 72V71H218ZM255 72V71H254ZM264 72V71H263ZM114 73V72H113ZM116 73H117V71H116ZM140 73V72H139ZM182 73V72H181ZM250 73V75L253 77V75H257V73L256 74H251ZM163 74V73H162ZM228 74V73H227ZM109 75H110V73H109ZM116 75V74H115ZM134 75H136V74H134ZM147 76V75H146ZM145 76V77H146ZM181 76V75H180ZM189 76V75H188ZM228 76V75H227ZM260 76V75H259ZM263 76V75H262ZM148 77V76H147ZM147 77H146V79H147ZM187 77V76H186ZM210 77V76H209ZM250 76H248V78H249ZM261 77V76H260ZM11 78V77H10ZM129 78V77H128ZM136 78H138L137 76H136ZM135 78V80H134V82H133V85H130V86H132L133 87V89H135V90H133L132 92H130V95L133 97H131L132 98V100H133V102H134V104L133 105H131V107H135V106H140V107H138V108H136L135 110H133V111H136L135 113L138 115L136 118H139L140 120H142V125L143 124H146V122H148V124H152V125H157L158 123H159V121L160 120H167V109H165L164 108V106H162V107H160L159 106V109L160 110H155L154 109V107L152 106V104H151V102H147V101H145V99L147 98L144 94L146 93V92H148L149 91V89L152 87H144V92H143V96H144V98L143 97H140V89H139V87H141V86H143L144 84H145V79H144V77L143 78H139V79H144V80H138L137 81V79ZM151 79V78H150ZM162 79V78H161ZM184 79V78H183ZM250 79H252V78H250ZM250 79H248V82H250L251 80ZM261 79V78H260ZM194 80V79H193ZM215 80V79H214ZM264 80V79H263ZM7 81V80H6ZM13 81V80H12ZM141 81V82H140ZM189 81H191V80H189ZM234 81V80H233ZM254 81V80H253ZM132 81H130V84H132L131 83ZM181 82H182V80H181ZM244 82V81H243ZM252 82V81H251ZM0 83H1V81H0ZM15 83H17L16 81H15ZM92 83V82H91ZM164 83V82H163ZM195 83V82H194ZM205 83V82H204ZM216 83V82H215ZM233 83V82H232ZM255 83V81L253 82V84ZM6 84V83H5ZM8 84V83H7ZM78 84V85H77ZM84 84V83H83ZM141 84V85H140ZM147 84V83H146ZM145 84V85H146ZM153 84V83H152ZM190 84H191V82H190ZM193 84V83H192ZM217 84V83H216ZM243 84H245V83H243ZM119 85V84H118ZM144 85V86H145ZM151 85V84H150ZM185 85V84H184ZM199 85V84H198ZM206 85V84H205ZM224 85V84H223ZM227 85V84H226ZM251 85H252V83H251ZM264 85V84H263ZM2 86V85H1ZM6 86V85H5ZM9 86H11L10 88H11V90L12 89H15V90H13V92L11 91L10 92V89H9ZM149 86V85H148ZM168 86V85H167ZM191 86V85H190ZM228 86V85H227ZM236 86V85H235ZM254 87H255V84L253 85ZM184 87V86H183ZM203 87V86H202ZM205 87V86H204ZM239 87V86H238ZM262 87H264V86H262ZM83 88V87H82ZM118 88V87H117ZM149 88V89H148ZM189 88V87H188ZM251 88H252V86H251ZM7 89H9V90H7ZM115 89V88H114ZM119 89V88H118ZM183 89V88H182ZM185 90L187 89V88H184ZM225 89H227V88H225ZM91 90H92V88H91ZM92 90V91H93ZM127 90V89H126ZM140 90V91H139ZM173 90V89H172ZM195 90H197V89H195ZM194 90V91H195ZM203 90H204V88H203ZM203 90H201V91H203ZM233 90V89H232ZM240 90V89H239ZM22 91H24L23 93H21L20 94V92H22ZM87 91V90H86ZM139 91V92H138ZM143 91V90H142ZM156 91V90H155ZM160 91V90H159ZM199 91V90H198ZM263 91V90H262ZM96 92V91H95ZM112 92H114V93H120V90H113ZM138 92V93H137ZM185 92V91H184ZM187 92V91H186ZM196 92V91H195ZM227 92V91H226ZM241 92V91H240ZM264 92V91H263ZM13 93V94H12ZM15 93V94H14ZM127 93H128V91H127ZM126 93V94H127ZM152 93V92H151ZM168 93V92H167ZM174 93V92H173ZM173 93L171 92V93H169L170 95H169V97H171L172 95H173ZM197 93V92H196ZM195 93V94H196ZM215 93H216V91H215ZM222 93V92H221ZM238 93V92H237ZM11 94L12 95H15L14 97H17L16 99L12 96L11 97ZM89 94H90V92H89ZM111 94V93H110ZM227 94V93H226ZM255 94V93H254ZM262 94V93H261ZM153 95V94H152ZM181 95V94H180ZM89 96V97H88ZM88 96H86V97H88L87 99H85L84 101L82 100L83 98H85L84 96H82L83 98L81 99V101H82V103L83 102H85L83 105L85 106V108H88L87 110L89 111V110H91V112L92 111H94L93 109L95 108V106H96V104L97 103H94V102H91L90 101V95H88ZM142 96V95H141ZM149 96V95H148ZM156 96H157V94H156ZM166 96V95H165ZM196 96V95H195ZM194 96V97H195ZM207 96V95H206ZM263 96V95H262ZM11 97V98H10ZM158 97V96H157ZM173 97V96H172ZM192 97V96H191ZM259 97H261V96H259ZM8 98H10V99H8ZM12 98H14L12 101H9V100H11ZM81 98V97H80ZM184 98H186V96L184 97ZM193 98V97H192ZM207 98V97H206ZM238 98H240V97H238V95H237V99ZM91 99V100H92ZM102 99V98H101ZM130 99V98H129ZM223 99V98H222ZM237 99H235V100H237ZM126 100V99H125ZM193 100V99H192ZM233 100V99H232ZM242 100V99H241ZM244 100V99H243ZM150 101V100H149ZM175 101V100H174ZM173 101V102H174ZM186 101H187V99H186ZM234 101V100H233ZM258 101V100H257ZM56 102V103H55ZM98 102V101H97ZM112 102V101H111ZM181 102V101H180ZM191 102V101H190ZM221 102V101H220ZM244 103H245V100L243 101ZM144 103H147L148 105H146L145 106V104ZM172 103V102H171ZM179 103V102H178ZM182 103V102H181ZM184 103V102H183ZM193 103V102H192ZM198 103V102H197ZM226 103V102H225ZM243 103V104H244ZM54 104H55V106H54ZM81 104V103H80ZM100 104V103H99ZM142 104H144L143 106H145V107H143L142 106ZM186 104V103H185ZM199 104H200V102H199ZM209 104V103H208ZM243 104H241V106H243ZM247 104V103H246ZM256 104V103H255ZM260 104V103H259ZM159 105V104H158ZM181 105V104H180ZM192 105V104H191ZM216 105V104H215ZM214 105V106H215ZM2 106V107H1ZM83 106V107H84ZM111 106H112V104H111ZM118 106V105H117ZM157 106V105H156ZM177 106H178V104H177ZM183 106V105H182ZM236 106V105H235ZM241 106L239 107V108H237V107H234V108H236V109H233L232 111H233V113L232 112H229V113H232L233 114V116H234V114H237V116H239V118L238 119H243L245 116H246V114L248 113H250V112H248V111H246L245 109H240L241 108ZM73 107V108H74ZM78 107V106H77ZM193 107V106H192ZM203 107V106H202ZM227 107H230L229 105L227 106ZM248 107V106H247ZM255 107V106H254ZM264 107V106H263ZM97 108H98V106H97ZM100 108V107H99ZM99 108H98V110H99ZM103 108V107H102ZM128 108V107H127ZM208 108V107H207ZM256 108H257V106H256ZM191 109V108H190ZM76 110V109H75ZM80 110H83V109H80ZM79 110V111H80ZM86 109H84V111H85ZM104 110H105V108H104ZM104 110L103 111H101V112H103L102 114L104 115ZM122 110V109H121ZM184 110V109H183ZM235 110H236V112H235ZM15 111L17 112V114H18V112L20 113V114H22V118H21V121L19 120V118L18 117H16V119H13V118H15L13 115H16V113H15ZM172 111V110H171ZM186 111V110H185ZM199 111V110H198ZM204 111V110H203ZM229 111H230V109H229ZM251 111V110H250ZM253 111V110H252ZM5 112H7V114H9V113H12V114H10L11 116H13V117H11L10 115H6V113ZM22 112V113H21ZM60 112V113H59ZM83 112V111H82ZM90 112V113H91ZM95 112V111H94ZM98 112V111H97ZM107 112H108V110H107ZM129 112V111H128ZM207 112V111H206ZM226 112V111H225ZM247 112V113H246ZM13 113H15V114H13ZM73 113H75V112H73ZM89 113V112H88ZM93 113V112H92ZM91 113V114H92ZM96 113V112H95ZM127 113V112H126ZM190 113V112H189ZM197 113H199V112H197ZM221 113V112H220ZM258 113V112H257ZM5 114V115H4ZM19 114V115H20ZM87 114V113H86ZM175 114H176V112H175ZM178 111H177V116H178ZM186 114V113H185ZM223 114V113H222ZM95 115V114H94ZM101 115V114H100ZM116 115V114H115ZM120 115V114H119ZM180 115V114H179ZM182 115V114H181ZM212 115V114H211ZM17 116V115H16ZM53 116V115H52ZM60 116H61V114H60ZM80 116V115H79ZM89 116H90V114H89ZM97 116V115H96ZM105 117V121H107L108 122V124H110V126H116L117 125V127H118V124L120 123V121L118 122V120L117 121H115L116 119L114 118H112L111 119V117L107 114V113H105V115H104ZM199 117H201V115H198ZM209 116V115H208ZM221 116V115H220ZM21 117V116H20ZM75 117V116H74ZM88 117V116H87ZM91 117V116H90ZM94 117V116H93ZM93 117H91V118H93ZM100 117H102V116H100ZM124 117V116H123ZM43 118V119H44ZM90 118V119H91ZM97 118V117H96ZM179 118V117H178ZM180 118H181V116H180ZM183 118V117H182ZM186 118V117H185ZM206 116H205V114L204 115H202V117H201V119L199 118V120H198V122H196V124L198 123V124H203V123H205L204 121L206 120ZM230 118V117H229ZM237 118H235V119H237ZM58 119V118H57ZM74 119V118H73ZM175 119H176V117H175ZM184 119V118H183ZM190 119V118H189ZM198 119V118H197ZM17 122H16V121ZM56 120V119H55ZM98 120V121H97ZM97 120H95L94 118L93 119H91L90 120V122H91V127H92V129L93 130H96L98 127L100 128V126H99V118H97ZM114 120V121H113ZM122 120V119H121ZM177 120V119H176ZM191 120V119H190ZM189 120V121H190ZM195 120V119H194ZM193 120V121H194ZM211 120V119H210ZM223 120V119H222ZM59 121V120H58ZM70 121V120H69ZM86 121V120H85ZM189 121H188V123H189ZM196 121V120H195ZM234 122H236L235 120H233ZM244 121V120H243ZM100 122H101V120H100ZM122 122V121H121ZM132 122V121H131ZM174 122L176 123V124H178L180 121L178 120L177 122L174 120ZM210 122V121H209ZM238 122H240V120L238 121ZM237 122V123H238ZM2 123H3V125L5 124L4 122H1L0 123V125H2ZM42 123V122H41ZM57 123V120L55 121V124ZM63 123V122H62ZM68 123V122H67ZM140 123V124H141ZM187 123V122H186ZM191 123V122H190ZM193 123V122H192ZM221 123V122H220ZM9 124H11V125H9ZM18 124V125H17ZM47 123H45V125H46ZM51 124V123H50ZM57 124H60V123H57ZM56 124V125H57ZM69 124V123H68ZM123 124H125L124 122H123ZM128 124V123H127ZM161 124V123H160ZM239 124V123H238ZM3 125L1 126L2 128H5V127H3ZM13 125V126H12ZM19 126L20 128H18V129H15V128H17V126ZM53 125V124H52ZM102 125V124H101ZM104 125V124H103ZM107 125V124H106ZM141 125V126H142ZM150 125H146L147 126V128L148 127H150ZM151 125V126H152ZM173 125H175V124H173ZM184 125V124H183ZM194 125H195V123H194ZM214 125V124H213ZM11 126V127H10ZM48 126V125H47ZM90 126V125H89ZM124 126V125H123ZM128 125H126V127H127ZM130 126V125H129ZM128 126V127H129ZM140 126V125H139ZM163 126H165V125H163ZM163 126H162V128H163ZM178 126V125H177ZM0 127V128H1ZM45 127V126H44ZM62 127V126H61ZM67 127V126H66ZM71 127V126H70ZM73 127V126H72ZM90 127V128H91ZM144 127V126H143ZM153 127H156V126H153ZM160 127V126H159ZM175 127H176V125H175ZM7 128V127H6ZM8 128V130H9V133L7 132V129H6V131L5 132H7V134H10L11 135V130ZM74 128V127H73ZM105 128V127H104ZM106 128H107V126H106ZM116 128V127H115ZM114 128V129H115ZM119 128V127H118ZM121 128V127H120ZM151 129H153L152 127H150ZM204 128V127H203ZM26 130H27V128H25ZM42 129H43V127H41L40 129H39V132H33V134H34V136H35V133L37 134V138H40L41 137V139H39V140H42V142H43V144L42 145H39V147H35V152H36V149L38 150L36 153H37V155L38 154H40L41 156H40V159H41V157L42 156H45V159H47V157H46V155L47 156H49V154H48V150L46 151V149H45V145H47L50 141H51V139H53V138H51L50 136H52V135H46L47 133V129H46V132L45 131H42ZM53 129V128H52ZM56 129V128H55ZM91 129V130H92ZM101 129H103V127L101 128ZM136 129V128H135ZM160 129V128H159ZM167 129V128H166ZM190 129V128H189ZM1 130V129H0ZM5 130V129H4ZM24 131L25 133H27V131ZM51 130V129H50ZM58 130V129H57ZM70 130V129H69ZM72 130V129H71ZM87 130V129H86ZM108 130H109V127H108ZM107 130V131H108ZM137 130V129H136ZM150 130V129H149ZM194 130V127H193V125H192V129L190 130L191 131V133L193 134V131ZM31 131V130H30ZM29 131V132H30ZM49 131V130H48ZM54 131H56V130H54ZM96 131H98V129L96 130ZM102 131H104V130H102ZM3 132V131H2ZM95 132V131H94ZM99 132V131H98ZM98 132H96L99 136H100V132L98 133ZM110 132H111V130H110ZM117 132V131H116ZM160 132V131H159ZM166 131H164V132H162V133H164V134H166L165 133ZM170 132V131H169ZM181 132V131H180ZM188 132V131H187ZM0 133H1V131H0ZM18 133V132H17ZM24 133V134H25ZM45 133V134H44ZM52 133H53V131H52ZM87 133V132H86ZM95 133V134H96ZM109 133V132H108ZM112 134H114V132H111ZM161 133V132H160ZM5 135V136H8V135ZM20 134V133H19ZM18 134V135H19ZM21 134H23V133H21ZM23 134V136H24V138H25V135ZM27 134H29V133H27ZM91 134V133H90ZM106 134V133H105ZM104 134V135H105ZM112 134L110 135V136H112ZM172 134V133H171ZM203 134V133H202ZM214 134V133H213ZM9 135V136H10ZM12 135L10 136V137H12ZM38 135H40V136H38ZM65 135V134H64ZM107 135V134H106ZM114 135H116V134H114ZM162 135V134H161ZM182 135V134H181ZM3 136H4V133H3ZM2 136V137H3ZM5 136H4V138H5ZM8 136V137H9ZM22 136V137H23ZM54 136V135H53ZM56 136H57V134H56ZM79 136V135H78ZM95 136V135H94ZM109 136V137H110ZM163 136H165V135H163ZM8 137H7V139H8ZM18 137V136H17ZM17 137H16V140H18L17 139ZM33 137V136H32ZM55 137V136H54ZM58 137V136H57ZM57 137H56V141H58L57 140ZM89 137V136H88ZM97 137V136H96ZM106 137V136H105ZM107 137H108V135H107ZM106 137V138H107ZM122 137V136H121ZM62 138H63V136H62ZM73 138H75V137H73ZM79 138H80V136H79ZM98 138V137H97ZM104 138V137H103ZM103 138H101L102 140H103ZM106 138H104V139H106ZM112 138H113V136H112ZM0 139H1V136H0ZM10 139H12V138H10ZM9 139V140H10ZM27 139V138H26ZM26 139H24V140H26ZM36 139V138H35ZM58 139H59V137H58ZM72 139V138H71ZM76 139H77V136H76ZM99 139H100V137H99ZM114 139V138H113ZM120 138H118V140H119ZM199 139V138H198ZM3 140V139H2ZM20 140V139H19ZM27 140H29V139H27ZM54 140V139H53ZM52 140V141H53ZM62 140H64V139H62ZM79 140V139H78ZM102 140H101V142H102ZM116 140V139H115ZM161 140V139H160ZM185 140V139H184ZM190 140V139H189ZM194 140V139H193ZM203 140V139H202ZM37 141V143H38V139L37 140H35V142ZM51 141V142H52ZM56 141H54V142H56ZM65 141V140H64ZM66 141H67V138H66ZM72 141H74V140H72ZM124 141V140H123ZM123 141H121V142H123ZM126 141V140H125ZM124 141V142H125ZM196 141H197V139H196ZM200 141V140H199ZM198 141V143H201V142H199ZM25 142V144L27 143L26 141H24ZM76 142H77V140H76ZM100 142V141H99ZM116 142H117V140H116ZM127 142V141H126ZM184 142V141H183ZM203 142V141H202ZM205 142V141H204ZM252 142V141H251ZM0 143H4V141L3 142H0ZM12 143V142H11ZM28 143H29V141H28ZM41 143V142H40ZM39 143V144H40ZM128 143V142H127ZM126 143V144H127ZM156 143V142H155ZM166 143V142H165ZM255 143V142H254ZM124 144V143H123ZM161 144V143H160ZM159 144V145H160ZM185 145L182 147V148H178L179 150H178V152H180L179 154H177L176 155V158L175 159H177V161L180 163V162H183V164L184 163H186V165L185 166H187V167H190L189 169H192L191 170V172L192 171H194V169L195 168H193V167H195L194 166V164H196L197 162H195V159H197V157L195 156V158L193 157V154L194 153H192V152H196V151H198L199 153H201L202 154V152H205V150H206V148L202 145V143L201 144H195V142H191V141H189V142H187V143H184ZM210 144V143H209ZM235 144V143H234ZM5 145V144H4ZM27 145V144H26ZM26 145H25V147H26ZM68 145H70L69 143H68ZM162 145V144H161ZM177 145V144H176ZM208 145V144H207ZM258 145V144H257ZM260 145V144H259ZM48 146H50V145H48ZM62 146H63V148H62V150L60 149V148H56V150H58V149H60L58 152L61 154V153H63V155L65 154L64 152H68L69 150H70V148L68 149L67 147L68 146H66L65 144H64V142L62 143ZM105 146V145H104ZM127 146H128V144H127ZM130 146V145H129ZM179 146V145H178ZM203 146V147H202ZM251 146V145H250ZM262 146V145H261ZM4 147V146H3ZM73 147V146H72ZM126 147V146H125ZM181 147V146H180ZM6 148V149H5ZM5 150H7L8 148H9V150H10V147H6L5 146ZM26 148H29V145H28V147H26ZM46 148H47V146H46ZM82 148V147H81ZM126 148H128V147H126ZM153 148V147H152ZM160 148H162V147H160ZM203 148H205V149H203ZM230 148V147H229ZM251 148H253V147H251ZM1 149V148H0ZM3 149V148H2ZM25 149V148H24ZM45 151H44V150ZM72 149V148H71ZM79 149V148H78ZM93 149V148H92ZM125 149V148H124ZM143 149V148H142ZM147 149V148H146ZM158 149V148H157ZM193 149H195V150H193ZM233 149V148H232ZM19 150V149H18ZM23 150V149H22ZM21 150V151H22ZM31 150V149H30ZM77 150V149H76ZM88 150V149H87ZM90 150V149H89ZM129 150V149H128ZM140 150V149H139ZM166 150V149H165ZM193 150V151H192ZM209 150V149H208ZM0 151H2V150H0ZM24 151V150H23ZM32 151V150H31ZM55 151V150H54ZM78 151H80V149L79 150H77L76 152H78ZM132 151H133V149H132ZM144 151V150H143ZM10 152H12V153H9V151H7V152H5V153H1L0 154V160H2V161H6V160H8L10 157H11V155L12 154H14V152H15V150L14 151H12V150H10ZM16 152H17V150H16ZM25 152V153H24ZM21 155H22V157L21 158H23V162L24 161H26L23 165H22V167H21V169L19 168L20 166H21V164H20V160H19V164H20V166L17 168V169H19V170H16V166L15 167H13L12 165H11V167H13L14 169H10L9 167V169H7L8 171L9 170H11V173H10V175H9V177L8 178H6V176H4V178H5V183L3 182L4 181V179H3V183H4V185L2 184L1 185V183H0V185H1V187L3 186V187H5V191L7 192V193H9L8 194V196L10 195V197H11V199H13L12 200V202L10 201V200H8V202L10 201L11 203H13L14 202V204H15V206H16V204L18 203V205H20V206H18L17 205V207H22V205H23V207H24V209H23V207H22V209H20V208H18V209H20L19 211V213H21V215L20 216H25V218L26 217H28V214L27 213H29V211H30V214H31V208L34 206V208H35V210L37 209V211H38V206H37V202H35L34 203V201H32L34 204H33V206L31 207L30 205H29V207L27 208V210L29 209V211H27L26 210V207H27V205L30 203H28V200H26L29 196H27V198H24L25 196H26V194H25V192L28 194V193H30L31 191H32V189H33V187H35V185L37 186V183L39 182L38 181V179H39V174L40 173H44V174H46V173H49V172H51L52 171V168L53 167H56V172H54V173H56V175H57V173H60V172H58V171H61V173L60 174H58V176H56V177H54L55 179V181H53L52 183H53V185L50 187H46L45 189H47V188H49V189H47L48 191H50V193L52 192L53 194L51 195L52 196V199H48V200H51V202H53L52 204H51V202H50V204H51V206H48L47 205V207H49V209L48 210H51L50 208L52 207V209L54 208L55 210L56 209H58V207L60 208L63 204L62 203H64V202H62L63 200H64V197L66 198V196H64V194H62L61 193V195L60 196H62V197H56V195L54 194L55 192H56V190H58V189H60L61 190V188H59L60 187V185H61V181H60V178H62V180H63V175L64 176H68V174L70 173V171H69V165H68V163L66 164V165H61V163L62 162H64V163H66L65 162V156H63V158L61 157V162L58 160V156L60 155V154H58V156H57V154L55 155L54 153L56 152H53V156L51 157V161L52 162H50L53 166H51V167H46L47 165H45V164H43L44 165V167L40 164V160H37V159H33V157H31V152L28 150V151H24ZM33 152V151H32ZM72 152V151H71ZM73 152H75V150H73ZM75 152V153H76ZM128 152V151H127ZM138 152V151H137ZM142 152V151H141ZM148 152V151H147ZM152 152V151H151ZM166 152V151H165ZM177 152V151H176ZM207 152V151H206ZM223 152V151H222ZM19 153H21V152H18V154ZM50 153V152H49ZM69 153V152H68ZM132 153V152H131ZM156 153V152H155ZM197 153V152H196ZM208 153V152H207ZM217 153H218V151H217ZM220 153V152H219ZM232 153V152H231ZM52 154V153H51ZM51 154H50V156H51ZM71 154V153H70ZM73 154V153H72ZM145 154V153H144ZM147 154V153H146ZM198 154V153H197ZM196 154V155H197ZM242 154V153H241ZM240 154V155H241ZM15 155V154H14ZM13 155V156H14ZM20 155V156H21ZM33 155V154H32ZM35 155V154H34ZM33 155V156H34ZM36 155V156H37ZM77 155H78V153H77ZM86 155V154H85ZM129 155V154H128ZM169 155V154H168ZM228 155V154H227ZM243 155H244V153H243ZM16 157H17V155H15ZM14 156V157H15ZM39 156V155H38ZM79 156V155H78ZM131 155H129V157H130ZM150 156V155H149ZM172 156V155H171ZM95 157V156H94ZM147 157V156H146ZM170 157V156H169ZM216 157V156H215ZM119 158V157H118ZM126 158V157H125ZM171 158V157H170ZM169 158V159H170ZM241 158V157H240ZM12 159H14V158H12ZM20 159V158H19ZM33 159V160H32ZM45 159L43 158L42 160H43V162L45 161ZM96 159V158H95ZM173 159V158H172ZM210 159V158H209ZM10 160V159H9ZM8 160V161H9ZM22 160V159H21ZM66 160H67V158H66ZM74 160V159H73ZM105 160V159H104ZM132 160V159H131ZM166 160V159H165ZM215 160V159H214ZM7 161V162H8ZM11 161V160H10ZM15 161H16V159H15ZM70 161V160H69ZM68 161V162H69ZM145 161H146V159H145ZM212 161V160H211ZM6 162V163H7ZM13 162V161H12ZM22 162V163H23ZM42 162V161H41ZM46 163H47V160L45 161ZM151 162V161H150ZM149 162V163H150ZM177 162V163H178ZM206 162V161H205ZM204 162V163H205ZM238 162H240V160H238ZM1 163V162H0ZM2 163H4L5 164V162H2ZM171 163V162H170ZM201 163H203V162H201ZM3 164V165H4ZM8 164V163H7ZM7 164H5L6 166H7ZM12 164H14V162L12 163ZM16 164V163H15ZM44 168L43 170H40V169H42L41 167H40V165ZM47 164H49V162L47 163ZM209 164V163H208ZM212 164V163H211ZM210 164V165H211ZM10 165V164H9ZM8 165V166H9ZM17 165V164H16ZM95 165H96V162H95ZM102 166H103V164H101ZM108 165V163L106 162V163H104V166H107ZM174 165V164H173ZM175 165H180V164H176L175 163ZM197 165V164H196ZM198 165H199V163H198ZM197 165V166H198ZM50 166V165H49ZM99 166H100V164H99ZM101 166V167H102ZM103 166V167H104ZM214 166V165H213ZM213 166H210L211 168L213 167ZM1 167H2V165H1ZM0 167V168H1ZM46 167V168H45ZM102 167V168H103ZM210 167H208L209 169L208 170H212V172H214L215 170H213V169H210ZM214 167H216V164H215V166ZM213 167V168H214ZM6 168V167H5ZM99 167L97 166V168L96 169H98ZM184 168V167H183ZM187 169V168H186ZM2 170H4V168H2ZM54 170V169H53ZM7 171V172H8ZM39 171H40V173H39ZM97 171V170H96ZM162 171V170H161ZM175 171V170H174ZM183 171V170H182ZM218 171V170H217ZM5 172V171H4ZM185 172V171H184ZM188 171H186L185 173H187ZM189 172H190V170H189ZM190 172V173H191ZM195 172H196V170H195ZM222 172V171H221ZM6 173V172H5ZM91 173V172H90ZM139 173H141V172H139ZM148 173V172H147ZM156 173V172H155ZM159 173V172H158ZM160 173H162V172H160ZM183 173V172H182ZM190 173L188 174H185L186 176H190ZM209 173V172H208ZM207 173V174H208ZM9 174V173H8ZM42 175V176H46V175H48V174H46V175ZM50 174V173H49ZM71 174V173H70ZM93 174V173H92ZM193 174V172L191 173V175ZM216 174V173H215ZM218 174V173H217ZM59 175H61V177L59 176ZM74 175V174H73ZM94 175V174H93ZM122 175V174H121ZM142 175V174H141ZM157 175V174H156ZM164 175V174H163ZM177 175V177L179 176V174H176ZM39 176V177H38ZM96 176V175H95ZM147 176V175H146ZM145 176V174H144V176L142 175V176H140V179H142L143 180V182L144 181H147V182H155V183H159L158 182V178L159 177H154V178H157V179H153L152 181H151V178L149 177V178H147ZM149 176V175H148ZM171 176V175H170ZM188 176V177H189ZM193 176V175H192ZM206 176H208V175H206ZM212 175H210V177H211ZM60 177V178H59ZM73 177V176H72ZM111 177V173L108 171V173L106 172V175H105V177H94L93 176V180H92V177L90 178V180L89 181H93L95 184L96 183H103V185H104V183L105 182H107L108 181V179ZM161 177V176H160ZM181 177H184V175L183 176H181ZM188 177H186V178H188ZM209 177V176H208ZM43 178V177H42ZM41 178V179H42ZM75 178V177H74ZM77 178V177H76ZM76 178H75V181H76ZM131 178V177H130ZM174 178V177H173ZM176 178V177H175ZM189 178H191L189 181H187V183H189L190 181L192 182V181H194L195 183H199L200 181L198 180V179H196V177H195V180L197 181H195L193 178H194V176L193 177H189ZM188 178V179H189ZM45 179H48L47 178V176L45 177ZM85 179H87V176H85ZM137 179V178H136ZM159 179H161V178H159ZM168 179H170V178H168ZM180 179V178H179ZM208 179H210V178H207V180ZM1 180V179H0ZM40 180V179H39ZM53 180V179H52ZM65 180V179H64ZM162 180V179H161ZM213 180V179H212ZM216 180V179H215ZM46 181V180H45ZM73 181V180H72ZM137 181H139V180H137ZM170 181V180H169ZM176 181H178L177 179H176ZM202 181H204V180H202ZM44 182V181H43ZM51 182V181H50ZM92 182V183H93ZM186 182V181H185ZM206 182H209V181H206ZM36 183V184H35ZM70 183V182H69ZM73 183V182H72ZM108 183H110V182H107V183H105V185H104V187L105 188H108L109 187V185H108ZM114 183V182H113ZM187 183H184V185L186 186L185 188H186V190L188 191V188H189V184H187ZM193 183V182H192ZM191 183V184H192ZM200 183H202V182H200ZM212 183V182H211ZM34 184V185H33ZM64 184V183H63ZM111 184V183H110ZM117 184V183H116ZM128 184V183H127ZM163 184V183H162ZM161 184V182L159 183V185H162ZM165 184H166V182H165ZM168 184V183H167ZM203 184V183H202ZM202 184H201V186H202ZM217 184V183H216ZM219 184V183H218ZM221 184H222V182H221ZM261 184V183H260ZM32 185H33V187H32ZM47 185V184H46ZM45 185V186H46ZM108 185V186H107ZM112 185V184H111ZM118 185V184H117ZM117 185H116V187H117ZM133 185V184H132ZM152 185V184H151ZM192 185H194V184H192ZM196 185V184H195ZM207 185V184H206ZM209 185V184H208ZM207 185V186H208ZM38 186H39V184H38ZM64 186V185H63ZM63 186H62V189H63ZM164 186V185H163ZM198 186V185H197ZM197 186H195V187H197ZM200 186V185H199ZM218 186V185H217ZM221 186V185H220ZM0 187V188H1ZM3 187H2V189H3ZM42 188L41 189H44L43 188V186H41ZM69 190H66V189H64L65 190V193H68V191H69V193H70V191H72V189L70 190V187L71 186H69L68 187V185L66 186ZM65 187V188H66ZM112 187V186H111ZM115 186H114V188H116ZM122 187L123 186H120V191L119 190H116V191H118V192H120V193H117V194H119V199L121 198L123 201L121 202V203H123V205H125V204H131V206H132V209H134V207H135V209H137V207H138V209H139V207H141V209L143 208V207H145V206H147L146 208L148 209V210H150V208H151V206H153V209H155V205H159L160 204V206L163 208H161V210L163 211L164 210V208L166 209H169V206H171L172 205V203H177V204H179L180 202H181V200H182V195L183 194H185L186 195V193H184V192H182L181 191V189L180 188H177V190L175 191V192H173L171 195L172 196H170V197H168L167 195L165 196V195H163V196H161L160 194V197H157V196H159L157 193V196H156V194L153 192V191H155V189L152 191L151 190V188H149V187H142V188H140V189H136V188H134V189H132L133 188V186H131L130 184H128V186L127 185H125L124 186V188L125 189H123L122 190ZM139 187H141L140 185H139ZM152 187H153V185H152ZM159 187V186H158ZM172 187V186H171ZM176 187V186H175ZM182 187V186H181ZM192 187H194V186H192ZM206 187V186H205ZM205 187L203 188H201V189H205ZM210 187H211V185H210ZM221 187H223V186H221ZM40 188V187H39ZM105 188H104V191H106L105 190ZM113 188V187H112ZM157 188V187H156ZM190 188H191V185H190ZM190 188H189V190H190ZM224 188H225V186H224ZM29 189V191H27ZM40 189V190H41ZM108 189H110V188H108ZM117 189H118V187H117ZM180 189V190H179ZM198 189V188H197ZM197 189H195V191L197 190ZM207 189V188H206ZM211 189H212V187H211ZM218 189V188H217ZM216 189V190H217ZM223 189V188H222ZM227 189V188H226ZM256 189V188H255ZM4 190V189H3ZM2 190V191H3ZM39 190V191H40ZM47 190H45L44 192H47ZM60 190H58V191H60ZM63 190V191H64ZM76 190V189H75ZM183 190V189H182ZM192 190V189H191ZM198 190H200V189H198ZM210 190V189H209ZM219 190H221V189H219ZM110 191V190H109ZM114 191V190H113ZM203 191V190H202ZM210 191H212V190H210ZM213 191H215V189L213 190ZM223 191V190H222ZM261 191H263V189L261 190ZM42 192V191H41ZM160 192V191H159ZM189 192V191H188ZM199 192V191H198ZM217 191H215V193H216ZM227 192V191H226ZM228 192H229V190H228ZM255 192V191H254ZM0 197L1 196H3L2 195V192H1V189H0ZM5 192H3V194H4ZM7 193L6 194H4L5 196H4V198L6 197H8L7 196ZM31 193H34V191H32ZM59 193V192H58ZM74 193V192H73ZM88 193H89V191H88ZM204 193V192H203ZM213 193V192H212ZM218 193H219V191H218ZM258 193V192H257ZM25 194V195H24ZM34 194H36V193H34ZM38 194V193H37ZM47 194V193H46ZM49 194V193H48ZM75 194V193H74ZM73 194V195H74ZM84 194V193H83ZM87 194V193H86ZM189 194V193H188ZM214 194V193H213ZM237 194V193H236ZM22 195H24V196H22ZM28 195H31V194H28ZM39 195H40V193H39ZM50 195V194H49ZM67 195H69V194H67ZM85 195V194H84ZM106 195V194H105ZM104 195V196H105ZM193 195V194H192ZM202 195V194H201ZM204 195V194H203ZM219 195V194H218ZM217 195V196H218ZM230 195V194H229ZM21 196L25 199H22L21 198ZM31 196H33V195H31ZM70 196V195H69ZM69 196H68V198H69ZM77 196V195H76ZM82 196V195H81ZM214 196V195H213ZM220 196V195H219ZM224 196V195H223ZM10 197H8V199L10 198ZM37 197V196H36ZM39 197V196H38ZM40 197H42V193H41V196ZM80 197V196H79ZM117 197V196H116ZM189 197V196H188ZM205 197V196H204ZM204 197H203V199H204ZM232 197V196H231ZM3 197H1V199H2ZM4 198H3V200H4ZM19 198V199H18ZM33 198V197H32ZM34 198H35V195H34ZM34 198L32 199V200H34ZM68 198H66V199H68ZM215 198V197H214ZM217 198H219V197H217ZM217 198H215V199H217ZM226 198V197H225ZM227 198H230V197H228L227 196ZM0 199V200H1ZM29 199V198H28ZM95 199V198H94ZM118 199V198H117ZM194 199V198H193ZM211 199V198H210ZM17 200H18V202H17ZM21 201V203H20V201ZM30 200V199H29ZM37 200H40V199H37ZM70 200V199H69ZM112 200V199H111ZM113 200H114V198H113ZM192 200V199H191ZM214 200V199H213ZM212 200V201H213ZM224 200V199H223ZM226 200V199H225ZM224 200V201H225ZM35 201H36V199H35ZM41 201V200H40ZM68 201V200H67ZM78 201V200H77ZM106 201V200H105ZM115 201H116V199H115ZM201 201H202V199H201ZM203 201H205V200H203ZM218 201V200H217ZM217 201H215L216 203H217ZM3 202V201H2ZM15 202H17V203H15ZM124 202H126L125 204H124ZM191 202V201H190ZM193 202H196V203H198L196 200L195 201H193ZM221 202V201H220ZM20 203V204H19ZM39 203H42V202H39ZM38 203V204H39ZM65 203L67 204V203H69V202H66V200H65ZM212 203H214V202H212ZM0 204H2L1 203V201H0ZM31 204V203H30ZM44 204V203H43ZM187 204V203H186ZM194 205H195V203H193ZM4 206H5V204H3ZM2 205V206H3ZM6 205H7V202H6ZM40 205H42V204H40ZM39 205V206H40ZM180 205H182V204H180ZM180 205H178L179 207H180ZM198 205V204H197ZM197 205H196V207H197ZM3 206V207H4ZM15 206L13 207V208H11V209H8L7 210V212H6V210H5V213L7 214L8 213V218L9 219H11V217H12V212H11V216H10V210L12 211V209H14V216H15V211H18V209L17 210H15L16 208H15ZM37 208H36V207ZM43 206V205H42ZM55 206V207H54ZM68 206V205H67ZM85 206V205H84ZM101 206H103V205H101ZM108 206V205H107ZM126 206V205H125ZM124 206V207H125ZM128 206H129V208L131 207L130 205H127V208H128ZM150 206V207H149ZM156 206V207H157ZM160 206H158V208L160 207ZM175 206V205H174ZM184 206V205H183ZM221 206H223V205H221ZM237 206H238V204H237ZM236 206V207H237ZM3 207H0V208H3ZM44 207H45V204H44ZM64 208H67V207H65V205L63 206ZM74 207V206H73ZM104 207V206H103ZM112 207V206H111ZM124 207H122L123 209H124ZM172 207V206H171ZM170 207V208H171ZM195 207V208H196ZM224 207V206H223ZM6 208V207H5ZM4 208V209H5ZM7 208H8V206H7ZM6 208V209H7ZM34 208H32V209H34ZM43 208V207H42ZM79 208V207H78ZM126 208V207H125ZM193 208V207H192ZM198 209H199V207H197ZM204 208H205V206H204ZM3 209V210H4ZM105 210L106 209H108V208H104ZM119 209V208H118ZM117 209V210H118ZM135 209H134V211H135ZM137 209V210H138ZM144 209V208H143ZM142 209V210H143ZM147 209H145V210H147ZM160 209V208H159ZM166 209V210H167ZM172 209H173V207H172ZM172 209H170V210H172ZM207 209V208H206ZM1 210V209H0ZM24 210H26V211H24ZM34 210V212H35V214L37 213L36 211ZM42 210V209H41ZM40 210V211H41ZM47 209H46V213H47V211H48ZM60 210V209H59ZM58 210V211H59ZM66 210V209H65ZM81 210V209H80ZM116 210V211H117ZM140 210V209H139ZM138 210V211H139ZM151 210H152V208H151ZM174 210H175V208H174ZM178 210H179V208H178ZM186 210V209H185ZM192 210H194V209H192ZM192 210H188L189 211V213H190V215H192V214H194L193 213V211ZM9 211V212H8ZM25 212L24 214H23V212ZM40 211H38V212H40ZM57 211V210H56ZM62 211V210H61ZM63 211H64V209H63ZM154 211V210H153ZM165 211V210H164ZM187 211V212H188ZM195 211V210H194ZM227 211V210H226ZM0 212H2V211H0ZM51 212H52V210H51ZM51 212L49 211L48 213H50L51 214ZM55 212V211H54ZM121 212V209L118 211V213H120ZM140 213H143V211H139ZM138 212V213H139ZM169 212V211H168ZM171 212H174V211H171ZM170 212V213H171ZM183 212V211H182ZM181 212V213H182ZM186 212V211H185ZM185 212L183 213L184 215H186L185 214ZM214 212V211H213ZM252 212V211H251ZM250 212V213H251ZM19 213H18V215H19ZM32 213H33V210H32ZM107 213H109V212H107ZM126 213V212H125ZM139 213V214H140ZM151 213V212H150ZM153 213V212H152ZM159 213V212H158ZM165 213H167V212H165ZM169 213V214H170ZM180 213V212H179ZM180 213V214H181ZM188 213V214H189ZM192 213V214H191ZM197 214H198V212H196ZM195 213V214H196ZM2 214H3V212H2ZM23 214V215H22ZM34 213H33V218H34V216H36V215H38V216H41L39 213H37L36 215H35ZM57 214V213H56ZM62 214V213H61ZM63 214H64V212H63ZM62 214V215H63ZM72 214V213H71ZM82 214V213H81ZM121 214V215H120ZM119 215L120 216H122V213H120ZM124 214V213H123ZM137 214V213H136ZM135 214V215H136ZM143 214H145V213H143ZM142 214V215H143ZM182 214V215H183ZM196 214V215H197ZM206 214V213H205ZM4 215V214H3ZM49 215V214H48ZM58 215V214H57ZM66 215V214H65ZM118 215V214H117ZM124 215H126V214H124ZM138 215V214H137ZM146 215V214H145ZM163 216L161 217V218H164V213L162 214ZM183 215V216H184ZM190 215H189V217H190ZM251 215V214H250ZM17 216V215H16ZM66 216H68V215H66ZM66 216H58V217H60L59 218V220L58 221H60V222H62L63 220H65L66 219ZM115 216V215H114ZM113 216V217H114ZM154 216V215H153ZM161 216V215H160ZM159 216V217H160ZM169 216V215H168ZM180 216V215H179ZM183 216H182V218H183ZM187 216V215H186ZM186 216H184L185 218H186ZM195 216V215H194ZM210 216V215H209ZM48 217V216H47ZM54 217V216H53ZM57 217V216H56ZM70 217V216H69ZM116 217V216H115ZM114 217V218H115ZM140 217H141V214H140ZM139 217V219H142V217L140 218ZM145 217H148V216H144L143 218H145ZM151 217V216H150ZM159 217H157V218H159ZM191 217H193V215L191 216ZM200 217H201V215H200ZM219 218H220V216H218ZM217 217V218H218ZM222 217V216H221ZM239 217V216H238ZM253 217H255V216H253ZM7 218V219H8ZM31 219H32V217H30ZM49 218V217H48ZM47 218V219H48ZM55 218V217H54ZM53 218V219H54ZM149 218V217H148ZM171 218V217H170ZM170 218H167V220L169 221V219ZM184 218V219H185ZM188 218V217H187ZM194 218V217H193ZM198 218H199V215H198ZM198 218H197V220H198ZM203 218V217H202ZM204 218H206V216L204 217ZM209 218V217H208ZM230 218V217H229ZM242 218V217H241ZM12 219L14 220L15 218L14 217H12ZM28 219V218H27ZM30 219V220H31ZM47 219H45L46 220V222L47 223H49V222H51L52 223V221H50V220H53L52 219V216L47 220ZM58 219V218H57ZM123 219V218H122ZM136 219V218H135ZM175 219V218H174ZM195 219H196V217H195ZM210 219V218H209ZM221 219V218H220ZM238 219H240V218H238ZM17 220V219H16ZM16 220H14V221H16ZM35 220H36V218H35ZM41 219H39V221H40ZM143 220V219H142ZM142 220H141V222H142ZM155 220V219H154ZM158 220V219H157ZM164 220V222H166L165 221V218L163 219ZM172 220V218L170 219V221ZM187 220V219H186ZM188 220H190V219H188ZM192 220V219H191ZM190 220V221H191ZM206 220V219H205ZM208 220V219H207ZM228 220H230V219H228ZM42 221H43V219H42ZM119 221V220H118ZM128 221V220H127ZM174 221V220H173ZM184 221L185 220H183V223H184ZM193 221V220H192ZM222 221V220H221ZM242 221V220H241ZM250 221V220H249ZM256 221V220H255ZM260 221V220H259ZM2 222V221H1ZM4 222V221H3ZM2 222V223H3ZM6 222V221H5ZM38 222V221H37ZM135 222H137V221H135ZM151 220H149V223L151 224ZM157 222V221H156ZM156 222H155V224H156ZM161 222H162V220H161ZM163 222V223H164ZM175 222V221H174ZM186 222H188V221H186ZM215 222V221H214ZM232 222V221H231ZM239 222V221H238ZM243 222H244V220H243ZM253 222H254V220H253ZM257 222H258V220H257ZM59 223V222H58ZM138 224H140L139 222H137ZM143 223V222H142ZM152 223H154V222H152ZM162 223V225L163 226H165L164 224ZM168 223V222H167ZM212 223H213V221H212ZM211 223V224H212ZM249 223V222H248ZM247 223V224H248ZM252 223V222H251ZM87 224V223H86ZM103 224H105V223H103ZM102 223H99L98 225L100 226V229L102 228H104L105 226L103 225ZM144 224V223H143ZM142 224V225H143ZM158 224V223H157ZM188 224H189V222H188ZM229 224H231V223H229ZM34 225H35V223H34ZM36 225H37V223H36ZM94 225V224H93ZM97 225V224H96ZM113 224H112V222L108 225L107 224V226L109 227H111ZM114 225H115V222H114ZM141 225V224H140ZM167 225V224H166ZM178 225V224H177ZM181 225H182V223H181ZM185 225V224H184ZM184 225H182V226H184ZM213 225H215V224H213ZM212 225V226H213ZM219 225V224H218ZM240 225V224H239ZM242 225V224H241ZM251 225V224H250ZM256 225V224H255ZM179 226H180V224H179ZM179 226H178V229H179ZM186 226V225H185ZM188 226V225H187ZM216 226V225H215ZM220 226V225H219ZM243 226V225H242ZM258 226V225H257ZM167 227V226H166ZM230 227V226H229ZM152 228H154L153 226L150 228V229H152ZM165 227H162L161 226V229H164ZM62 229H63V227H62ZM177 229V228H176ZM180 229H182V227L180 228ZM187 229V228H186ZM221 229V228H220ZM154 230H156L155 228H154ZM183 230V229H182ZM152 231H153V229H152ZM160 231V230H159ZM159 231H157L158 232V234H157V237L158 238H162V235H164L163 237H165V233L162 231V233H164V234H162L161 235V231L159 232ZM165 231H166V229H165ZM175 231V230H174ZM181 231V230H180ZM61 233H63V231H60ZM148 232V231H147ZM129 232H127V234H128ZM171 233H173V232H171ZM186 233V232H185ZM184 233V234H185ZM85 234V233H84ZM160 234V235H159ZM175 234V233H174ZM177 234V233H176ZM62 235V234H61ZM128 235H130V234H128ZM83 236V235H82ZM152 236H153V234H152ZM151 236V237H152ZM155 236V235H154ZM168 236H169V233H168ZM171 236V235H170ZM173 236V235H172ZM176 236V235H175ZM84 237V239H86V238H88V240H89V238H92V237H90V235L88 236V234L86 233V235H84L83 236ZM86 237V238H85ZM120 237V236H119ZM118 237V238H119ZM123 237V236H122ZM118 238H116V239H118ZM160 238V239H161ZM166 238V237H165ZM212 238V237H211ZM120 239V238H119ZM119 239H118V241H119ZM90 240H92V239H90ZM89 240V241H90ZM121 240H123L124 241V239H121ZM120 240V245H118L117 244V246H122V244H124V242L123 241H121ZM164 240V239H163ZM167 240V239H166ZM159 241V240H158ZM117 242V241H116ZM153 242H156L155 241V239L154 240H152L150 243H153ZM163 242V241H162ZM168 242V241H167ZM91 243V242H90ZM90 243H86V244H88L89 246L91 245L92 246V244H90ZM92 243H93V240H92ZM108 243H109V241H108ZM122 243V244H121ZM147 244H148V242H146ZM146 243H145V245H146ZM157 243V242H156ZM156 243H153V246H154V244H156ZM165 243V242H164ZM107 244V243H106ZM110 244V243H109ZM115 244V243H114ZM150 245V244H149ZM149 245L147 246V247H149ZM156 245H158V247L159 246H161L162 244H156ZM156 245H155V247H156ZM166 245V244H165ZM171 245V244H170ZM112 246H113V244H112ZM164 246V244L161 246V248ZM2 247H3V245H2ZM93 247V246H92ZM106 247H109V245H107ZM147 247H145L146 248V250L147 251H144V252H148V250H150V249H152L153 247H151V245H150V247L147 249ZM154 247V248H155ZM167 247V246H166ZM168 247H170V246H168ZM168 247H167V249H168ZM171 247H172V245H171ZM170 247V248H171ZM94 248V247H93ZM113 248V247H112ZM142 248L144 249V245H143V243H142ZM154 248L152 249V250H154ZM163 248H165V247H163ZM235 248V247H234ZM90 250H91V248H90ZM89 249L87 250V251H90ZM94 250H96V249H94ZM101 250V249H100ZM155 250H158V249H156L155 248ZM155 250H154V252H155ZM216 250V249H215ZM221 250V249H220ZM97 251V250H96ZM96 251L94 252L93 251V253H96ZM101 251H103V249L101 250ZM160 251L162 252V250L160 249ZM159 250L158 251H156V252H160ZM167 251H169V250H167ZM166 251V252H167ZM171 251V250H170ZM104 252H106V250L104 251ZM153 252V251H152ZM153 252V253H154ZM155 252V253H156ZM160 252V253H161ZM209 252V251H208ZM9 253V252H8ZM8 253H7V256H8ZM86 252L84 251V254H85ZM93 253H92V255H93ZM98 253V252H97ZM101 253V252H100ZM99 253V254H100ZM108 253V252H107ZM153 253H151L150 251H149V253H145L146 255L145 256H142L141 255V253H139L140 255H141V257H140V259H138V261L136 260V257H135V263L137 262V264H138V262L139 261H141L142 260V262L144 261V257H146V256H148V254H152L153 256H154V254ZM160 253L158 254V255H160ZM164 253V252H163ZM168 253V252H167ZM199 253V252H198ZM205 253V252H204ZM221 253V252H220ZM224 253V252H223ZM222 253V254H223ZM33 254V253H32ZM32 254H29V255H32ZM91 254V253H90ZM89 254V255H90ZM109 254V253H108ZM157 254V253H156ZM172 254V253H171ZM215 254V253H214ZM9 255H12L11 253H9ZM28 255V260H31L30 258H31V256H29ZM62 255V254H61ZM104 255V256H103ZM103 257L102 258H100L101 260H102V262H103V258L105 257V253H103ZM151 255V256H152ZM158 255L156 256L155 255V257H158ZM164 255H166V253H164ZM164 255L162 256V257H160L161 259V261L163 262V257H164ZM168 256H169V254H167ZM221 255V254H220ZM219 255V256H220ZM14 256V255H13ZM36 256V255H35ZM94 256V255H93ZM96 256V255H95ZM98 256V255H97ZM100 256V255H99ZM112 256V255H111ZM111 256H110V258H111ZM127 256H130V255H127ZM153 256L152 257H150L149 256V258H147L146 257V259L148 260H150V258H153ZM167 256V257H168ZM171 256V255H170ZM205 256V255H204ZM10 257V256H9ZM32 257H33V255H32ZM55 257V256H54ZM87 257V256H86ZM90 257V256H89ZM92 257V256H91ZM91 257L89 258V259H91ZM108 256H106V259L105 260H110L109 258H107ZM113 257V256H112ZM117 257V256H116ZM115 257V258H116ZM125 257V256H124ZM130 257H133V255L132 256H130ZM143 257V258H142ZM158 257V258H159ZM166 257V256H165ZM202 257V256H201ZM215 257H216V255H215ZM218 257V256H217ZM118 258V257H117ZM119 258H122V256L120 255V257ZM127 257H125V259H126ZM129 258V257H128ZM142 258V259H141ZM170 258V257H169ZM172 258V257H171ZM170 258V259H171ZM204 258V257H203ZM57 259V258H56ZM58 259H59V256H58ZM62 259V258H61ZM89 259H86V261L88 262V260ZM93 259V258H92ZM112 259H114V258H112ZM130 259V258H129ZM165 259V258H164ZM167 260H168V258H166ZM195 259V258H194ZM218 259H219V257H218ZM33 260V259H32ZM35 260V259H34ZM94 260H95V258H94ZM104 260V261H105ZM123 260H124V258H123ZM159 259H158V261H159V263L160 264H162V262L160 261ZM189 260V259H188ZM202 260V259H201ZM212 260V259H211ZM215 260H217L216 258H215ZM215 260H214V262H215ZM11 261V260H10ZM26 260H24V262H25ZM63 261V260H62ZM93 261V260H92ZM91 261V262H92ZM100 261V260H99ZM117 261H118V259H117ZM131 261H133L132 259H131ZM133 261V262H134ZM146 261V260H145ZM157 261V258H156V260H155V262ZM157 261V262H158ZM166 261V260H165ZM190 261V260H189ZM199 261V260H198ZM18 262H20V260H18ZM27 262V261H26ZM29 262V261H28ZM90 262V261H89ZM94 262V261H93ZM126 262H128V264L130 263V261H126ZM133 262H131L130 264H135V263H133ZM141 262V263H142ZM148 262V261H147ZM195 262L196 261H194V263L192 262V259H191V263L192 264H195ZM219 262H220V259H219ZM9 263V262H8ZM11 263H13V264H15V263H17V262H14V260H12V262ZM21 263V262H20ZM19 263V264H20ZM105 264H106V262H104ZM122 263V262H121ZM120 262L118 263V262H112V263H109V264H121ZM125 263V262H124ZM140 263V264H141ZM144 263V262H143ZM172 264V263H169L168 261L167 262H164L163 264ZM182 263V262H181ZM200 263V262H199ZM211 263V262H210ZM213 263V262H212ZM22 264H25V263H22ZM90 264H92V263H90ZM102 264V263H101ZM123 264V263H122ZM196 264H198V263H196ZM201 264V263H200ZM204 264V263H203ZM207 264V263H206ZM222 264V263H221Z\"/></svg>",
	"mask_w": 264,
	"mask_h": 264
}]
</instances>
